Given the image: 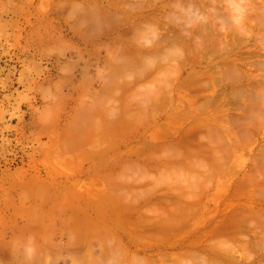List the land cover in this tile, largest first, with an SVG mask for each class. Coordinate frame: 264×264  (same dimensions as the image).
I'll return each instance as SVG.
<instances>
[{
  "label": "rangeland",
  "instance_id": "374dc122",
  "mask_svg": "<svg viewBox=\"0 0 264 264\" xmlns=\"http://www.w3.org/2000/svg\"><path fill=\"white\" fill-rule=\"evenodd\" d=\"M164 1L165 0H161V2H160V0H0V244L4 240L3 239L4 235L2 233V230L4 229L5 224L9 225L10 218H12L18 212L19 213L20 212H28L30 216H32L35 213L37 215L44 217L48 223H50V221L53 218H55V219L57 218L56 222H55V219L52 220L53 221L52 223L55 222V224H53V225L49 224V226H51L53 228L50 230H49V228L47 229L48 232L52 230L51 231L52 233L45 232L43 235H45L46 238L48 237V239L50 240V244H51V242L54 241L53 243L55 246L57 244L56 241L59 242V239H61L62 242H65L64 247H66V248H65V250H64V248H61L62 250L60 249V253H59V251L52 252V251L58 250V249H56V247L59 248L58 245L56 247L54 246L55 248H53V244H51L52 247H51V245L44 246L45 249L52 248L48 251V252H50L52 250L51 254H50L51 257L47 253L48 249L45 252L46 254H44V255H46L47 259H49V260L52 259L51 262L49 260L45 261L46 264H47V262H48V264L49 263H51V264H186V263L187 264H205V263L218 264L219 262L215 263L216 262L215 259H217V258H212V256L217 251H220L217 253L218 254L222 253L221 255L223 256L224 252H222V247L226 246L227 244L229 246L230 245L234 246V244L237 246L239 245L238 246L239 249H237L238 248L237 246L236 247L234 246L237 250L235 248H232V249H234V251H233V250H231V247H229L230 250L228 248L229 251L227 250V253L233 252L234 255L236 254L235 252H237V254L235 255V257H237V258L233 257V258H235V261H237V264H241L240 263L241 261L243 262L242 264H244L245 260L247 261V259H249L250 261L248 260L249 262L248 263L246 262L245 264H249V263L253 264V262H254V264H264V214L262 212V211H264V204H260V202H259V201L263 200L262 198H264V186H263V184H264V171H263V169L264 168L262 167V166H264V165H262L263 164L262 160H264L263 159L264 158V117L262 115L264 113V111H263L264 107L262 108L263 110L260 108L261 109L260 110L261 111L260 119H263L262 121H260L259 117H257V118L255 117V116H257V114H254L255 115L254 117L256 118V120L259 119L258 121H259L260 125H262V126L258 125L259 128H256L255 127V126H257L256 124H259V123H255V124L252 123V124H254V126H252V128L255 127V129L253 128L251 130V128L248 127L249 125H251L250 122H249V124L247 123L248 121H250V119L248 121H246V123L244 124V122H245L244 120L248 119L247 118L248 116L247 117L245 116L247 111L251 110L250 108L253 107L252 106L253 103H256V102H254V100L260 101L262 103V105H264V99L262 98L263 96L260 97V95L264 94V91L263 92L260 91V90H263L261 87H262L263 82H264V79H263L264 67H262L263 65L261 62V61H264L263 60V58H264V55H263L264 54V26L261 25L262 22L264 23V20H261V23H260V21L258 22L260 24V25H257L258 28L257 27L254 28V26H256L255 24H258L256 21L260 20V17L264 18V0H253L254 1L253 3L251 2L252 0L251 1L226 0L224 4H223V0H222L221 4H222V6H224V8L233 7L232 9H235L236 11H238L240 13V14L239 13L238 14L241 17L243 16V18H241V19H243V20H241V21H243L242 22L243 24H245L244 20L247 22V19L249 18L248 19L249 22H252V23H249V26L252 24H253V26L249 27L248 23H247V24H245L246 26L244 25L246 27V29H245V27L242 24V26L244 28V29H242L243 31L242 30L238 31L237 28L238 29L240 27L242 28V26H240L241 24L239 23L241 21L240 20L237 21V19H240L239 15L236 14L237 18L235 19L236 20L235 21L232 17V15L235 13L234 12L232 14V11H235V10L231 11V10H229L230 8H228L227 9L228 11L226 10V13H225V14H227V12H228V15L224 16L225 18H226V16H228V18L225 19V18L221 17V20H220L221 12H223V13L225 12L224 11L225 9L222 8L224 10L220 9L218 11L220 14L217 13V15H219V17H218L219 21L217 20V18L215 19L213 17H210L211 14H209V12H207L208 13L207 15H209L210 18H213L218 22V25H216V23H215L216 21L212 19L213 20L212 22L214 24L212 23L213 25H210V26H211V28H214V29L216 28L215 30L213 29V31H215L214 33H211L212 30H210V26H209V23H210L209 20H211V19H209L208 16H207V18H205V16L202 17L205 14L206 8H204V7L206 4H208V5H206V6H208L206 11H209L208 10L210 8L209 3L212 2L211 0L210 1L208 0L209 2L207 0L204 1L205 5L201 4L202 0H196L197 1L196 3L200 2V4L203 5L202 8H204V9L201 8V5L196 4L195 0L191 1L192 3L194 2L193 4H195V7L199 5L200 9H202L201 10L202 13L204 12L203 15H201V12L199 13L197 11L200 15L198 13L197 14L195 13L197 18L194 17V19L195 18L199 19L200 22L199 21L198 22L200 24H202V23L206 24V26H203L202 28H200L202 30V32H200V29L197 30L199 28L196 26L198 24L197 20H195L196 25L194 24V26H196L197 28L196 27H195L196 29L193 28V23H191V22H194V21L190 22L189 17L186 16L187 14L185 16L187 17L186 19H188L187 22H190V25L185 26V24L182 23L183 21L186 20V19L183 20V18H185V16L181 11L182 7H179L180 4H184L183 0L182 1L180 0L181 1L180 4L178 2L179 0H176L175 2L178 3L177 5L175 4V2L173 3L174 0H171V1L167 0L165 2ZM168 1H170V3ZM185 1H188V0H185ZM213 1H215L214 2L215 6L220 3V2H218V4H217L216 3L217 0H213ZM218 1H220V0H218ZM171 2L173 3V5L174 4L176 5V6L174 5L175 8L173 6H171V4H172ZM189 2H185V3L190 4L191 2L190 3ZM206 2H208V3H206ZM232 2H234L233 4L236 5V7L239 6L240 8L243 4L244 6H242V7L243 8L245 7V9H247V10L248 9L250 10L251 7L255 6L257 9L254 8V10H252L253 8H251L252 11H249V13L251 15L255 14V15H253L254 18H253V16L248 15V14H247L248 15V17H247L245 13H243L245 15H242L241 12H246V11L243 9L244 11L240 12L239 8L238 9L234 8L235 6L231 5ZM247 2H248V4H252V6L250 5L251 7H249ZM88 3H90L92 5L94 3H96L94 5H96V6L98 5V6L96 7V6L90 5V6H92V7H90L88 5ZM165 3L166 4L168 3V7ZM245 3L248 6H246ZM186 4H184V5H186ZM193 4L190 5V7H189V5L188 6L186 5L187 8L186 7H185L186 9L183 8L184 9L183 11L191 12L190 11L191 7L194 8ZM210 4H211V6H213L212 3H210ZM221 4H219L220 8H221ZM81 5L82 6L85 5L84 9H86V11L89 10L90 12L89 11H88L89 13L86 12L83 9V7H81ZM215 6H214V9L219 7V6H216V7ZM247 7H249V8H247ZM91 8L95 12L92 13ZM172 8L174 10L176 8H178V10H179V8H180V11H178V12H181L182 14L181 13L180 14L184 16V17L182 16L183 18L181 17L183 21H181L179 23H182L186 28H187V26H191V25L192 26L188 27L186 29L183 25L179 26V24H174L175 23L174 21L178 20V18L180 17V14L177 15L175 13V12H177V10L174 11ZM101 9L103 10V12H101L102 11ZM187 9H189V10H187ZM218 9H216V11ZM211 10L213 11V8ZM83 11L85 12L86 19H81L82 17H84ZM98 11L101 12L102 14H100ZM173 11H174V13H172ZM255 11H257V14H259V12H260V14L258 16H260V15H262V16H260L259 18H256L258 16H257ZM251 12H255V13L252 14ZM86 13H88V14H86ZM96 13L97 14L99 13L98 14L99 16ZM103 13L105 15H103ZM111 13H115V15H117V18L115 16V18L117 19L116 21H115V19H113L114 18L113 14L110 15L111 18H109L110 17L109 14H111ZM212 13H214V12H212ZM229 13L232 14V15H230V17L235 22H232V21L229 22L228 21L230 19ZM246 13H248V11ZM95 14L98 17H100L102 20L106 21L107 23H104L102 20H100V22H103L102 23L103 25L98 26V24L100 22L98 20V17ZM172 14H173V16H175V15L177 16V18H175L177 20H175L171 16ZM214 14H216V13H214ZM94 15L97 17V20L95 18H94L95 20L90 19V18H93ZM197 15H199V17ZM107 16L109 19L107 18ZM213 16H215V15H213ZM235 16H234V18H235ZM244 17H247V18L244 19ZM251 17L253 18L252 20H250ZM171 18L173 19L174 23L172 22ZM111 19H112V21H111ZM206 19H209L208 20L209 23H206L207 22ZM223 19H225L226 22ZM253 20H256V21H253ZM97 21H98V23H96ZM187 22L185 21V23H187ZM230 23H232V25H230ZM91 24H93V25H91ZM235 24H236V27H234ZM95 25L98 28V29L96 28V30L94 28ZM175 25H178L179 28H178V26H175ZM173 26H175V28L176 27L177 28L172 29ZM259 26H260V28H259ZM181 27H182V29L184 27L186 32H187V30L191 29V30H189V32L191 33L192 37L189 35V32L186 35V32L184 30H180ZM233 27L236 29L232 30ZM230 28H231L232 32L233 31L236 32V33H234L235 35L233 34V36H232L231 31H229ZM247 28H249L250 31ZM91 29L92 30L94 29V30L92 31ZM126 29H129V31H128L129 34L127 33L128 36H126L122 40L120 38L118 39L117 38L118 36L117 37L115 36L123 30L126 31ZM167 29H170L171 31L167 30ZM177 29H179V31H182V34L180 32H179V34H177L176 33L178 31ZM166 30H167V32L169 31V33H168L169 36H167L168 34L166 35V33H167ZM192 30H196V31L193 32ZM208 30L210 31V33L212 35L211 34L206 35V33H209V32H207ZM245 30L246 31L248 30L249 32H246ZM197 32H199V35L200 34L202 35V33H203L204 36L206 35V36H208V38L209 37L211 38V39H209L210 41L212 40L211 41L212 43H211L208 40V38L203 36L204 40H202V38L200 36V39L202 40V42L205 40L208 41V42L205 41L207 44V47H208V45H210L209 48H211V49L206 47V50L209 49L208 50V53L210 52L209 54L206 52L205 49H203V51L205 50L204 52H206V54H208V55H206V54L201 55L203 52L201 50L202 48L200 49V47H203L202 45L205 43H200V44H202V45H200L197 41H199V42H201V41L195 40V39L199 38L197 35ZM225 32L229 33V34H226ZM242 32H244V33H242ZM183 33H185V34H183ZM192 33H194V34H192ZM220 33L226 34L227 37H226V35H223ZM154 34L156 37L159 34L163 35V37L160 36V38L162 39L161 41L164 43L163 46H165L166 48L168 47L167 45H170V44L172 45L175 42L174 38H176L175 43H177V42L180 43V44L177 43L178 48L182 49V51H184V53L189 52L192 49L193 55H191L192 53L190 52L191 53L190 56H195V57L191 58L189 56V54L186 53V55H185L183 53L185 55L184 57L186 58V60L183 59L182 63L179 62L180 61L179 60V58H180L179 54H181V52L178 50L179 52L177 51L178 53H176L175 52L176 50L173 47V45L172 46L170 45V47H168V48L171 49V47H173L172 48L173 53L170 50L169 51L172 53L171 56L175 57V60H173V57H171L169 55H166V54L163 55L162 54L163 51L164 50L168 51V49L161 50L163 46L161 47V46L156 45V43L154 42V38H155V40L160 39V38L159 37L156 38L155 36H153ZM219 34L222 35L221 38L217 36ZM237 35H239L240 37L239 36L237 37ZM241 35H243V39H242ZM183 36L184 37L186 36V37L184 38ZM223 36H224V38L226 37L227 40H230V41H231L230 37L232 36V39L234 38L235 41L232 40L233 42L232 41L231 42H232V44L235 42L234 43L235 47L231 44L230 41H227V40L226 41L228 42V44L225 45L227 42L222 41ZM228 36H230L229 37L230 39H228ZM114 37H116V38H114ZM148 37L149 38L154 37V38L152 40H149ZM182 37L184 38V40L182 39ZM179 38H181L182 40L180 39L181 40L180 41ZM224 38H223V40L226 39V38L225 39ZM237 38L239 40L241 38L242 40L239 42V40ZM147 39L150 41V43L147 42ZM177 39L179 41H177ZM188 39H189V41L187 42ZM118 40H120V41H118ZM171 40L173 41V43L171 42ZM157 41H159V40H157ZM215 41L217 43H219L220 47L214 44ZM167 42L169 44H166ZM209 42L211 44H209ZM151 44H153L154 46H158L156 49H154V50H156L155 52H157V53H155V55H157L155 57L153 55L154 54L153 50H152L153 52L152 51L149 52L153 56H149V53L145 52L142 49V47H146V46L149 47ZM182 44L189 46L190 48L187 47L189 49V51L185 52V50L187 48L184 47L185 48L184 49L183 48L184 45L182 46ZM229 44L232 47H234V48H232L234 51L231 49V46ZM239 44H241V45L239 46ZM131 45L133 46L134 50H133V48L132 49L130 48ZM225 46H228L229 50H231V51H229L227 47L222 48ZM140 47L142 50H140ZM175 47H177V46H175ZM136 48L138 50H140V52L135 51ZM157 49H158V51H157ZM225 49H226V51H225ZM160 51H162V53H159ZM165 51H164V53H165ZM253 51L254 52L257 51V54L254 53ZM226 52H228V55H229V56L226 55V56H228L227 59H225L226 57L223 58L225 56L224 54H227ZM258 52L260 55L262 54L263 57H262V55L261 56L258 55ZM260 52H262V53H260ZM158 53H159V55L160 54L161 55L159 56ZM238 53H239V55H237ZM211 54H213V56ZM240 54L242 55L241 57H244V60L246 62L243 59L240 60V58H241V57H239ZM255 54L258 55V57L260 56L261 59H260V57L259 58L257 56L255 57ZM177 55L179 56V58ZM214 55H216V57ZM230 55H234V56L232 57ZM243 55H246V56H243ZM247 55H248V57H247ZM161 56H162V58H165L167 56L165 58V60H166L164 62L165 64H163L164 59H162ZM188 56L192 59V61L190 60V58ZM203 56L205 58H203ZM158 57H160L162 62H160L161 60ZM181 57H183V56H181ZM176 58H178V59H176ZM188 58H189V60H188ZM195 58L198 59L199 61H203L205 63V65L203 63L204 68H199V67L197 68L196 67V70L200 71L202 69L205 70V68H206V70L211 71V72L207 71L209 74H205V75H207L208 78L204 76L207 79V81H209L210 78H211V80H213L214 77L216 78L217 76H220L221 73H223V72H221V71H223V69L225 71H228L227 73H229L230 70H228V68H226V66H224V68H222L220 71V68L223 65H225L226 62L228 65L229 61H230V63H232V61H234V60H236V61L240 60L241 62H243V64H241V65H244V66L240 67V70H238L239 68H237V67L240 66L241 62L237 61V64L239 66H237V64L235 63L236 68H237L235 70H236V73H237V71L241 72V69H243V67H246V68H244L242 75H241V73L238 74V75H241L242 77H244V79L240 76H239L240 77L239 78L237 74H235V75H237L236 78L238 77L239 80L235 79V77H234L235 75L234 76L231 75L233 72H235L233 70L234 68H232V69L230 68L231 69L230 81L232 80L231 82H234V80H237L239 82L238 83L234 82V87L232 86L231 82H229V83L231 84L232 87L230 86V84L228 85L226 82L229 79L226 77L227 81H225V77H224V74L226 72H224L223 75L220 76L221 78H224V79H221V78L218 79L219 77H217L215 79L216 82H217V80H218V82L221 81L220 85L222 86V88L224 85H226V87H224V90L226 89L225 90L226 92L228 89L230 90V91L228 90L229 91L228 93L231 96V99H232V95H233V98H235L234 93L236 94V92L239 89L241 90V88L243 86H245L244 85L245 81H246V83L249 84L250 87H251L250 82L253 84V86L251 87V89H249L246 85L245 88L243 87L244 88L243 92L244 91L246 92L247 90H248V92H250L251 90L254 91V89L256 87V90L260 89L259 91L261 94L258 93L259 91L258 92L254 91V92L249 93V95H250V97H249V95L246 93L247 96L249 97V99L252 96V99H250L251 101L253 100V103H252L247 98V96L245 95V92L244 93L241 92L240 93L241 95L239 94L240 95L239 100H240V98L243 101H245V100L247 101V99H248L250 102V103H248V101H247L246 105L247 104L248 105H247V107H245V110L242 111L241 109L244 108V106L241 107V109L240 108L237 109V108L240 107L239 104L242 103V105H245V103L243 104L242 101L237 100L238 98L235 99V101L237 100V102H234V100L232 101L229 98L230 96L228 95V93H226L225 91H223V92L220 91L221 86L219 85V83L217 82L219 85V87H218L216 85L215 80H213V81H209V83L206 84V91H203L204 90L203 89L201 93L208 92L211 90L212 91L210 92V95H212L211 94L212 92H213V94H215L216 91L222 92L223 95L220 93L221 96L215 95V96H219V98H215V99L219 102H222V103H220V104L218 103V105L216 104L215 106L214 105L212 106L211 104L213 102L215 104L217 101H213V102L211 101L210 102L211 104L209 105V102L204 103V99L205 100L207 99L206 96H208L209 93H204V95H201L200 93L193 92V93H195L194 95H197V96H195L197 99L195 97L194 98L196 99V101L198 103L195 104V102H192V101H194V99L192 100V98H191V95H193V93L191 94L192 90H191V92H189L191 95L189 93H187V91H186L187 86L180 85L181 88L178 87V90L175 86L174 87L172 86L173 83H176L177 84L176 86H178L179 81L182 82L183 78H186L191 73V70H193V67L198 63V60L196 61ZM212 58H213L214 62L212 61ZM247 58H248V60H247ZM157 59H159V60L157 61ZM180 59H182V58H180ZM193 59H195L194 62H193ZM204 59L205 60L207 59V61H204ZM223 59L226 60V62L223 61ZM177 60H179V61H177ZM249 60L252 61V63ZM255 60H256L257 64H260L259 67H261L262 69L259 68L257 66V64L253 63V61H255ZM85 61H88L89 66H84ZM148 61H149V63H148ZM187 61L191 62V65ZM210 61H212V62H210ZM247 61L250 63L247 64ZM159 62H160V64H159ZM166 62H168V63H166ZM177 62H179V64ZM222 62H223V65H222ZM161 63L163 64V66H161L162 65ZM187 63H188V65H186ZM245 63H246V65H245ZM183 64H185V66H188V67H185ZM217 64L222 65V66L219 68V66ZM249 64H251L254 67L252 68ZM210 65H213L212 66L214 68L213 70H215L216 66H218L217 68H219V69L218 70L216 69L214 72H212L213 70H212V67ZM229 65H231V64H229ZM248 65H249V67H247ZM182 66H184L186 68V70H184L185 68L183 69ZM191 66H193V67H191ZM208 66L210 67V69L207 68ZM187 68H188V70H187ZM249 68L251 70H249ZM158 70H160V72ZM189 70H190V72L188 73ZM175 71H176V73L179 72V74L178 73L176 74L177 76L179 75L178 80H176L177 76L174 75ZM218 71L221 73L219 74ZM244 71H246L247 73H248V71L249 72L251 71V72L247 74ZM192 72H194V70ZM172 73H174V74H172ZM211 73H213V74L216 73L217 75L214 76ZM243 73H246V76L249 79H250V76H249V74H250L252 80L249 81V80H247V78L245 79L246 76H243L244 75ZM146 74H147V76H146ZM109 75H110V77H109ZM111 75L113 76L112 77L113 79L117 77L116 80L111 81V80H113L111 78ZM200 75H201V73H200ZM227 75L229 76V74H225V76H227ZM252 75H254L256 78ZM174 76H176V78ZM211 76H214V77H211ZM232 76L234 77L233 78L234 80L232 79ZM145 77H146V79H145ZM171 78H172V82H171ZM254 78H255V80H254ZM241 79L245 80V81L242 80L244 83L241 81ZM261 79H263L262 84L259 81ZM253 80H254V83L252 82ZM109 81H111V82H109ZM258 81L260 82V84H258V86L261 85V87L255 86V85H257ZM108 82L110 83V84H108L109 87L104 86V85H107ZM223 82H225V83L222 84ZM240 82L242 83L243 86L241 84H239ZM170 84H171V86H170ZM212 85L213 86L216 85V87L219 90L214 91L215 87H212ZM103 86L106 87L107 89L104 88ZM169 86L171 87V89H169L170 88ZM115 87H116V90H115ZM246 87H247V89H246ZM253 87H254V89H253ZM167 88L169 89L168 91H166ZM232 88H233V92L231 90ZM164 90L166 91V93L163 92ZM171 90H172V96H171V98H169L170 100H172L171 103H170V101H167L168 104H166V102H164V100L163 101L160 100L158 103H161V101H162V103H165L166 105L164 104V107H163V105L162 106L160 104L158 105L157 99H159V98L161 99V97H162V99H164L166 94H168L167 92H169L168 96H170ZM198 90H196V91H198ZM101 91H103L102 94L106 93V95H107V93H108V95L105 99L102 98L103 97L102 94H101V96L100 95L98 96V94H100ZM218 92L216 94H219ZM255 92H257V94H260L259 95L260 100L256 99L257 94ZM163 93H165V95ZM230 93H232V94H230ZM242 93L244 94V96ZM161 94H163L164 96ZM185 94H187V95L185 96ZM224 94L225 95L227 94L228 96L227 95L225 96ZM157 95H158V98H157ZM181 95H184L183 96V97H185L184 100H183ZM187 96H189L187 99L191 98V99H189V100H192V101H190L191 104H193V103L195 104V105L193 104V107L191 106L193 108L192 110H190L191 107L188 106L191 104L186 99ZM204 96L206 98H204ZM236 96L238 97V92H237ZM153 97H155L157 99H154ZM209 97H213V96H208V98ZM243 97L246 99L244 100ZM259 97H257V98H259ZM165 98L167 99V96ZM225 98H227V99H225ZM166 99H165V101H166ZM169 99H167V100H169ZM179 99H181V103H180V101L178 102ZM228 99H230V100L228 101ZM261 99H262V101H261ZM145 100H147L148 104H152V102H153L159 108L156 107L157 110H155L154 104L152 106L153 108H151L150 105L145 103L144 105L146 107L148 106L147 110H146V108L143 107L144 105L142 106V103H144ZM96 101H98L97 104H96ZM149 102H151V103H149ZM182 102H183V104H182ZM225 102L228 104L230 102V104H232V105H230V104L228 105ZM238 102H241V103H239L237 106ZM140 103H141L142 107L139 105ZM224 103L226 105H224ZM258 103L259 102H257V104H255V106L258 107V105H261L260 103L259 104ZM93 104L96 105V106H93L94 109L93 108L90 109L91 107L88 108L89 105H93ZM127 104H129L131 107L128 106ZM169 104H172V105L170 106ZM184 104L186 105V111H191L192 113H195L197 111L198 114L201 112V116L194 121H189V123L187 120H185L187 122L184 121L185 123H182L181 121L183 119L182 120L180 119L181 121L180 120H177V121L181 122L182 124L187 123L189 126L185 127V125H184V127L186 129L189 128L190 126H192V128H194V129H196L195 127H193V125L196 124L195 126H197V130L200 131L199 132L200 136H199V134H197L198 131H196L197 136H195V131H194V129L191 130L192 128L190 129L191 131L188 130L190 132H186L187 130L183 127V125L178 123V125H181L184 129V131H183V129H181L180 128L181 126H180L179 127L181 129L180 132L183 131V132L188 133V134H190L192 132V135H194L195 137H192V135H191L190 140L193 139V141H194V139H195L197 141V139L199 140V138H200L201 143L206 145V147L203 148L202 151L199 152L201 154L203 153V155L205 157L198 153V151L200 150V149H198V147H197V149H195V151H197L198 155L196 154L197 156L192 157L191 156L192 154H191L189 156L191 158H193L192 159L193 162L196 161L197 164H198L197 161L199 160L200 161L199 162L200 167L202 164L201 163L202 158H204V161H205V159L208 160V161H205V163L209 162L211 164V161H212L214 164V167H216V169L213 167H210V168H212V171H211V169H208L207 163H206L207 166L204 167V165H203L202 168H200V169H199V166L197 164L193 165L194 164L193 162H192L193 164L190 162L192 165L190 163H186V162H189V161H185V160L189 159L188 155L185 154V155L181 156L180 152L184 151V153H189V152L192 153L194 151L192 146L194 145L193 147L196 148L195 147L196 142L193 143V141H190V140L188 141L187 138H189L190 136L186 138L185 133H183V132L180 133L179 130H178V133H180L183 136H181L178 133L175 135V133H171V131L168 132V130H167L168 127L169 128L171 127L170 130L172 128L176 127L177 122L174 119L170 120L172 118L171 115H174V113L180 111L181 109H185L182 106ZM198 104H200V108L198 107L199 106ZM221 104H223V105H221ZM233 104H234V106H233ZM250 104L252 107L251 106L249 107ZM85 106H87V107L84 109L83 107H85ZM99 106L100 107L102 106V107L100 108ZM127 106L129 107L128 111H126ZM194 106H197V107H194ZM209 106H210V108H209ZM74 107L75 108L77 107V108L75 109ZM248 107H249V109H248ZM78 108H79V110H78L79 112H82V110H84V112H86L87 108H88V112H86V113L83 112L85 115L83 117L81 116L82 117L81 118L79 116L82 115L83 113H81V114L77 113ZM102 108H103V110H100ZM253 108H255V107H253ZM89 109L92 111H89ZM258 109L259 108H257V110ZM144 110H146V111H144ZM209 110H210V112H209ZM132 112H134L136 114H134ZM75 113H77L79 115L77 116ZM148 113H151L150 115H153V116H154V114H156L155 115L156 117L153 118V122H152V119H150V118H152V116L150 117ZM226 113H229V114L231 113V114L227 115ZM233 113L236 114L237 118L235 117V115H233ZM248 113L250 115L251 112L248 111ZM248 113H247V115H248ZM237 114H238V116H237ZM74 115H76V116H74ZM75 117H77V118H75ZM138 117L141 118L144 122L146 119L147 123L144 124V126L146 125L144 128L141 127V128H139V130H135L138 127V126L136 127L137 123L140 122V119H138ZM167 117H170V118H167ZM173 117H175V115ZM211 117H214V118L211 119ZM231 117H233V118L235 117L233 120H231V122L236 123L235 121H237V120L239 121V119H240L239 123H237L238 126L240 127L239 124L243 120V125H241V126L247 125L244 127L245 130H247L246 127H248L247 132L249 130H251L250 132H248L249 133L248 137L245 134L247 138L244 137L243 134H241V133L245 132V130L242 131L243 127H241L242 130H241V128L237 127L236 124H234L235 128L233 127L232 123L230 122ZM250 117H251V115L249 116V118ZM79 118H80V120L84 119V121H82V120H81L82 122L79 121ZM241 118H243V119L241 120ZM85 119H87L88 123ZM113 119H114V121H113ZM133 119H136V120H133ZM137 119H138V121H137ZM166 119L167 120L169 119L168 121L171 122V125H167L170 123L168 121H167L168 122L167 123ZM251 119H253V117H251ZM71 120L73 122H70ZM129 120H131L130 122H132L131 123L132 125L133 124L135 125V126H133V127H136V128H134V130L132 128H130V127H132L131 124L129 125L130 127L128 126ZM254 120H253V122H254ZM256 120H255V122H257ZM76 121H77V124L79 121V124L77 125V127H79V126L80 127L78 129L76 127L74 130H67V129L74 128L73 125H76L75 124ZM100 121L104 123V124L102 123L103 124L102 126H104L103 128H105V129H103V130L101 129L102 131L99 129L102 126H100L98 124H96V125L100 126L99 128L96 125L95 126L93 125L94 127H92V123L96 122V123L100 124ZM107 121H108V125H107L108 129L106 128ZM111 121H113L112 124L110 123ZM122 121H123V124H125L126 126H128L130 128V129H128V127H127L126 128L127 130H125L124 134H123V132L120 133L117 131V129L118 130L121 129L120 123L122 124ZM124 121H127L128 123L127 122L124 123ZM209 121H210V123H209ZM144 122H141L140 124L143 125L142 123H144ZM172 122H173V125H174V122L176 124L173 127H172ZM202 122L204 123V125H201V126H205V127L208 126L206 129H205V127L201 128V126L198 125L199 123H202ZM155 123H156V125H155ZM54 124H55V127H53ZM90 124H91V126H89ZM148 124H150V125H148ZM153 124L155 127L158 126V128H154ZM147 125H148V127H150V129H147L148 128ZM209 125H210V127H209ZM227 125L229 128H232V129L225 127ZM122 126H124V125H122ZM198 126H199L200 130L198 129ZM65 127H66V130L64 129ZM212 127H214V128H212ZM222 127H225L226 129L225 128H223V129L226 131L228 129L231 130V132L227 131L225 136L227 134L229 135V133H232V135L235 134L234 135L235 137H233L231 139V143L236 138V136L238 134H241V135H238L240 138L238 136L236 138L237 140L238 139H240V140L237 141L235 139L237 142L230 144V147H232V151L230 150L231 154H233L232 158L230 157V154H229L230 152L228 153L229 155H226L224 152L225 149H223L225 147L228 139H230L229 137H231L230 136L231 134L229 135V137L228 136L225 137L226 139H222V137H220L221 133H222L223 137H224V133H225V132L223 133ZM80 128L83 130V132H82V130L80 131ZM88 129L91 132H87ZM122 129H124V127ZM175 129L177 130L178 128L176 127ZM220 129L222 131H221V133H218V130L220 131ZM233 129L234 130L237 129V131H233ZM75 130L78 132V134H77V132L74 134ZM128 130H133L132 134L129 133ZM155 130H157V132L159 131L160 134H162V133H165V134L170 133V135L173 134L171 136V138H173V139L176 136H177V138H179L178 141H176L177 140L176 138L174 140L170 139V135H169L168 136L169 138L166 136L165 138H167V139H164L167 141H169V139H170V141L173 140V143L176 142V144H177V142L179 143V145L175 144L176 146L175 145L174 146H175V148L177 146H178V148L180 147V149H178L180 151H176L177 148L175 149L173 147L176 151L175 153L178 155V158H180L179 162H177L178 158L176 156H174V153H172L173 151L170 149V148H172V144H170L171 146L168 145L169 147H167L164 143L166 142V144H169L170 142L164 141V143H162L163 142L162 139L164 137L163 138L161 137V139H160L161 135H159V137L157 136L158 139H156L157 133L155 134ZM214 130H216V131H214ZM66 131H67V136L69 139L67 138V136H66V138L63 137L65 135V133L63 134V132H66ZM68 131H70V132H68ZM71 131H72V133H71ZM119 131H121V130H119ZM136 131H139V132H136ZM107 132H110V134ZM153 132L155 134V136H154L155 138L151 137ZM174 132H177V131H174ZM68 133H71L72 135L74 134V135H76V137L80 135L79 133H81V135L78 138H75V136H74L73 137L74 140L70 141L72 143H71V145H69V142L67 143V141L70 140L71 138L69 137L70 135H68ZM116 133H118L120 135L123 134L122 135L123 139H124V136H126V135L127 136L123 140L122 138H120L121 136L119 135V139H121V141H120L119 139H117L118 136L115 137ZM203 133L205 134V136L203 135ZM188 134H187V136H188ZM72 135H71V137H72ZM129 135H131V136L129 137ZM135 135H137V136H135ZM164 135L162 134V136H164ZM218 135H220L219 136L220 138L218 137ZM104 136H105V138H106V136L109 137V142H107L108 140L107 141L105 140ZM113 136L116 138V140H114ZM112 137H113V139H112ZM147 137L155 139L157 141V143L159 142L158 144L156 143L157 145L154 144L155 147H154V145H152L153 143H155V141H152L153 139L151 140V142H152L151 145L153 147L150 145V142H148L149 143L148 145L150 147H152V150L154 148L157 150L159 148L161 150L163 148H165L167 150V153H166V151L165 152L163 150L162 151L164 152V154L165 153L168 154V156H166V154L165 155L162 154L163 152L160 149H159L160 152L157 154L155 153V150H153V151L150 150L151 152H149V147H148V150H147V147H145L146 149L145 148L143 149L142 148L143 144L141 142L145 143V142H147V140L150 141V139H146ZM183 137H185V139H187V140H185V139L183 140ZM62 138H63V140L65 139V141L67 140L66 143H65V141L62 143ZM141 138L143 140L145 139L146 141H143ZM203 138H205V139H203ZM242 138L246 140V141H244L245 143H242L243 146H241V142L243 141ZM89 139H92V141H91L92 144L90 142L91 145L88 143L90 141ZM112 140L117 141L116 143L119 144L120 146L119 145L116 146V144H115V146L112 145V142H113ZM122 140H123L124 144L121 143ZM93 141L94 142L96 141L95 144ZM180 141H181V143H180ZM184 141H187V143H188L187 146H189V142H191L190 146H189L190 148L186 147V145H184ZM225 141H226V143H225ZM118 142H120V143H118ZM113 143H115V142H113ZM224 143H225V145L223 147ZM228 143H227V146H228ZM236 143H238V144H236ZM64 144H65V146H64ZM66 144H67V147H68V145H69V147L66 148L67 150L63 151L62 149L63 148L65 149ZM160 144H161V146H160ZM148 145L146 143V146H148ZM207 145H208V148H207ZM143 147H144V145H143ZM217 147H219V148L216 149ZM233 147H237V148H234L236 150V151L234 150L235 153H232ZM184 148L185 149L188 148V149L185 150ZM108 149H109V151H108ZM131 149H132V151H130ZM229 149H231V148H229ZM104 150H107L108 152L106 153ZM212 150H213V152H212L213 160H212V155L210 154V152ZM102 151H104L103 154L104 155L106 154V155L104 157H102L100 160V158L98 156L101 157L103 155L101 153ZM129 151L131 154L130 153L128 154ZM140 151L142 153H139ZM218 151L221 153H219ZM222 151L224 152V154L227 158H229V157L231 158V159L229 158L231 161L228 160L230 162L229 164L227 162V163H223V165H222V162H226L227 159L226 160L223 159L224 161L219 163V161H220L219 159L226 158V157H222V156H224ZM177 152H179L180 155ZM154 153L156 155H159L161 153L160 154L161 156L159 155L161 158L160 157H158V158L162 159L163 156L164 157L166 156L165 157L166 159L163 158L160 161L158 160V164H156L157 163V157H155ZM195 153L193 155H195ZM208 154H210V155L208 156ZM214 154H216L218 156L219 161L217 160V156L215 158ZM186 155H187L188 159L183 160L184 157L186 158ZM141 157L143 158V160ZM197 157L199 158L198 160H196ZM200 157H201V159H200ZM209 157L211 158V160ZM97 158H98V160H97ZM145 158L146 159L150 158L151 160L150 159L145 160ZM155 158H156V160H155ZM175 158H177V159H175ZM214 158H215V160H217L216 162H214ZM92 159H94V160H92ZM102 159H104V160H102ZM117 160H118V162H116ZM149 160L153 161V165L154 166L156 165L157 166L156 168L159 170H160V168H158V166H161L162 163L164 165L165 162L163 160H166V162H167L165 165V167L167 168L166 172L164 170L165 168L163 167V165L161 166L162 169L160 170L161 171L160 172L154 166L151 165L152 163H150ZM147 161H149V162H147ZM169 161L171 162L172 166L167 167V164L169 165V163H168ZM216 163L219 165V167ZM188 164H190L191 166L190 165L187 166ZM210 164H209V166H210ZM144 165L146 166V168H148V167H150V168L153 167V168L150 169L151 171L149 169L144 170V168H145ZM231 165L235 166V168H234V166L231 167L232 170H230ZM138 166H140V169H142L143 171H141L139 168L137 169ZM142 166H144V167L142 168ZM180 166H182L183 169L184 168L185 169L183 170ZM195 166H198V167L195 168ZM221 166L222 167L224 166V167L221 168ZM132 167H133V170H132ZM187 167L189 168V170L191 168L193 169V170L191 169L190 172L193 171L194 174H195V172H197V174H196L197 177L194 176V174L192 175V173L190 174L189 170H187L188 169ZM217 167L219 169L221 168V170L219 171L220 173H218V175L216 174L217 176H215L214 175L215 171L218 172L217 170H219V169H217ZM225 167H229V168L228 169L226 168L224 170ZM134 168H135V170H134ZM205 168H206V172L205 171L202 172L201 169L204 170ZM136 169L138 172L136 171ZM153 169H155V170H153ZM180 169L182 170V174L179 173V172H181ZM222 169L224 171H226L224 173L225 175H227V176L229 175V177L233 178V181H234L235 177L237 179L240 176L241 180H244V179H242V177L246 176L247 177L246 179H248V182L245 179L246 180L245 183H247V185H249V184L251 185V183H253V185H251V186L249 185L250 187L248 186L251 191L253 190V188L256 189V191H257L258 190L257 187L259 188V185L262 184L263 189H261V190L259 189L258 191H260V194H261V191L263 190V193H262L263 197H262V195H261L262 198L260 197L261 199L258 197V200L259 199L260 200L258 201L256 199L257 200V202H256V200L253 198H257V196H259L258 195L259 193L256 194L257 192L255 190L250 192L247 185L244 184V181H241L240 178L237 179V183L240 184V182H239V180H240L242 182L241 185L237 186V183H236V185L234 186L233 184H235L236 181L232 182L230 180V178L226 179V176L223 175ZM139 170H140V172H139ZM213 170H215V171L213 172ZM145 171L146 172L149 171L150 174L147 173L148 175L145 176L146 175ZM183 171L186 172L185 176L183 174ZM207 171H208V173H207ZM230 171H231V173L233 171L232 175L229 174ZM141 172L143 174H141ZM162 172H163V174H162ZM172 172H175V173L177 172V174L172 173ZM187 172L189 173L190 178L188 177ZM109 173H111V174H109ZM112 173H114V174H112ZM178 174H180V176H178ZM186 174H187L188 178H185ZM198 174H200V175L202 174L201 176L207 175L206 178L208 180L203 176L204 177V178L202 177L203 179L199 178V179H201V182L198 183L199 185L204 184L202 186H204L205 189H207V185H208L207 184L205 186L206 182L211 181V183L209 185V190H207L208 196L206 195V193L205 194L203 193L204 190H202L203 188H201L200 191L202 190L204 197L202 196L203 200H202V197H200L201 202L200 201L199 202L202 205V207L199 206V207H201L199 209L197 206V208L199 210L196 211V213H194L193 211H195L197 209L194 208V210H193V208H191L193 210V211L191 210V212H193L192 213L193 216H192V214L190 216L192 218L193 217L194 218L192 219L189 216L188 218L192 219V220L190 219L191 220L190 222H188L189 220L187 218L188 221L186 220V222H185L187 224H185L186 226H184V227H186V229L184 228V231H183V233H185V234H183L181 232L182 230L180 231L181 234H179L180 236L182 235V237L184 236L185 239L183 238L184 239L183 240V239H181L182 238L181 237L180 238L181 240L178 239L179 240V242H178L177 238H179L180 236L178 235L177 228L175 227V224H176V222H179L183 218H180V220H179V217H177L178 213H175L174 208L177 206V202L175 203L174 199L175 198L177 199L178 197H180L182 201H178V202L181 206L184 203V207H185L186 205H189L192 202V201L189 202V200H187V204L185 205V202H186L185 200L190 199V197L188 198V195H187L189 191L192 192L191 194L194 195L195 197L200 194L199 191H198L199 194H197V193H196V195L193 194L194 192H196V187H194V186L197 185V187H199V188L201 187V185L199 186L196 182L199 180V179H196L199 177ZM129 175H131V177H127ZM152 175H154V176L152 177ZM182 175L184 176V180H183V182L181 180V182L183 184H180L181 182L179 180H177L175 176H177V178L179 177V178L183 179L181 177ZM220 175H222L223 178ZM124 176H126V178ZM214 176H215L216 181L214 179ZM109 177L112 179L114 178V181H112V179H110ZM154 177H156V178H154ZM174 177H175L178 184L175 183L176 181H174ZM31 179H33V180L36 179V180L33 182ZM204 179H206L207 181H203ZM30 181H31V183H30ZM110 181H111V183L113 182L115 184L114 185L112 183L111 187L113 185L116 187V189L120 188L119 191L116 190L115 194L118 193L120 195V193H121L120 191H122L123 196L121 194V197H119V195L116 194V195H118L117 196L118 198H116L115 194H113V195L111 194V193H114L115 187H113L112 190H109ZM202 181H203V183H202ZM222 181H225V182L231 181L232 182V183L231 182L229 183V184H231L232 188L230 185H227L228 183L223 184L224 185L223 188L221 187V189L223 190V189H225V185H226V187H227L226 189H229L230 192H233L232 194H235V192H234L235 189H238L236 191V193H239L242 190L241 187L243 185L244 186L246 185L245 187L248 188L247 192H249V193L244 194L245 196L242 193H240V194L243 198L244 197L247 198L249 195H252V196H250L251 198L253 197L252 198L253 200H251V201H253V202L255 201L254 202L255 204L251 203V201L249 200L250 199L249 197H248L249 199L248 198L243 199V198H240L241 196L239 194H238L239 196L236 194V196H238V198L236 199L232 196V194H230V192H227L230 195H227V194L225 195L224 193H219L222 195L224 194V197H223L224 200L222 201L223 198L219 194H217V189H216V188H219V186H220L219 184H221ZM35 182H39L40 184L39 183L34 184ZM58 182L60 184H58ZM69 182L71 183V185ZM184 182H186L185 183L186 185H185V187H182V185H184ZM225 182H223V183H225ZM14 183H17L18 185L20 184L19 185L20 189H18V187L17 188L13 187V185L15 186ZM74 183L76 185L75 188H77V190H79V192L75 193V190H73V189H75ZM157 183H158V185H157ZM167 183L168 184L169 183H172V184L175 183L176 185L175 184H173V185H175L174 187L177 186V188L181 185L180 186L181 189L183 190V188H184V191H186V192H187V189H189L187 194L185 193V196L187 195V198L184 197L185 200L182 199L183 195H182V193H180L182 191L180 189V187H179V189H177V188L172 187L171 184H169L170 185L169 187H171L173 189V191H171L172 189L170 190V188L168 186L167 187L165 186V184H167ZM116 184L119 187H117ZM119 184H121V185H119ZM160 185L162 188L165 187L164 188L166 191L165 195H164V193H162V192H165V191H162L164 189L158 188ZM69 186H71V188ZM153 186H154V188H153ZM228 186H229V188H228ZM60 187H62V188H60ZM67 187H69V188H67ZM186 187H187V189H185ZM63 188H64V190H63ZM199 188H198V190H199ZM260 188H261V185H260ZM126 189H128V190H126ZM155 189L158 191L155 192V194H154L153 191ZM169 190L171 191V194L169 193ZM176 190L180 191L179 195H176V194H178L177 192H175ZM229 190H227V191H229ZM243 190H244V192L243 191H241V192L245 193L246 192L245 189H243ZM61 191L64 192L65 194H63ZM135 191L136 192L142 191V192L136 193ZM143 191H144V195H143ZM160 191H162V192H160ZM134 192L136 193L135 194L136 198L134 197ZM151 192L154 195H152ZM173 192H175L176 194ZM204 192H206V191H204ZM253 192L255 194H253ZM79 193H81L82 197H84V198L86 197L87 199L89 198L88 195H90L91 198L93 196H95V197H97V200H98L97 202H99V200L101 202V198H102V201H104L103 199H106L108 196H110L112 198L115 196L114 199H116V201H117L116 206L118 207L119 206L118 203H119L120 204L119 208L124 207V205H123L124 203L119 202V201H121L122 200L121 198H124V196H125L123 201L128 202V203H126L127 206L129 207L134 202L137 203L138 204L137 209H138V207H140V211L142 212V214L144 213L143 216L146 217L145 214L148 216V219H146L147 217L144 218L143 216L141 219L144 218L145 220H148V222H150V224L155 223L160 218L159 217L160 215L159 216H155V214L151 215L152 212L155 211V212H159L158 214H162L163 212L160 213L159 210H162V209L163 210L167 209L168 211L171 210V211H169V213L166 211L165 212L167 213V216H168V214H169V216H170V214L175 215V222L173 224L174 229L172 227L171 229H173V232L170 229L171 230L170 233H173L172 235H174V232H175L177 234V238L175 237L176 235H174V237L173 236L168 237L171 239H166L167 237L165 238L164 235H162V232H161V234L159 233L160 234L159 235L158 232H160V231L158 230V232H156L157 230L152 228L154 230L153 234L156 232L159 235V238L161 235L162 236L160 239H157L158 235L155 233L157 235V237L154 235H153L154 236L153 237L151 235L148 237L149 238L148 239L147 236H143V235L144 234L147 235V233L149 231L152 233V229L151 228H150L151 230L150 229H148V230L144 229V234H142L141 230L143 228H139V227L137 228L136 226H134L135 222H137V220L135 219V222H133L134 220L132 218L131 219L132 220L131 225L134 224L133 226L138 229V233H136L137 229H134L135 231L133 230L134 234L136 233L135 234L136 236L138 234V237H139V232H140V234H141L140 236H142V238L146 237L144 239H147V240H145L146 242H142L144 239H142L141 237L140 238L142 239V241L135 239L134 241L135 242L137 241L136 242L138 244L137 245L135 242H133V240L132 241L129 240V237L127 236V234H129L128 232L132 231V229L130 230V228H134V227L133 226L130 227L129 226L130 224L127 225L125 223V222H128L126 220V218H125V222H124L122 220H119V219H122V218H119L120 215H118L119 217H115V215L118 213H116V211L113 209L114 208V206H113L114 202L111 201L113 203V204L111 203L113 206V208H112V207L107 206L110 202L107 205H105L106 204L105 202L106 201L108 202V200H105L104 203L101 202L104 205H100L101 203L99 205L103 206L102 207L103 209L107 206L105 208V210H108L107 208H109V210H108L109 214L112 210L116 214L114 212H111V213H113V215L109 216L111 218L110 219L108 217V212H107V214H106V212H102L103 209L101 208L102 209L101 210L99 208V205H98V208L101 210L100 213L102 212V215L100 213L98 214L99 219L103 220L100 217H104V219H106L107 221L109 220L108 222L106 221V224L107 223H109L110 225L112 224L113 229L109 224L103 225V226H106L110 230H112L113 232L112 231H110V232L113 234L118 235V233L120 232L119 235L116 237H120V234H121L120 230L121 229H123L124 232L127 233V234L125 233L126 235L123 236L124 232L122 231L123 237L122 236L120 237V238H122V241L117 238L118 239L117 241L120 240V242H119L120 245H119V243L116 242V240H115V242H113L114 241L113 239H112L113 241L111 244V241H110L108 236L112 237V235L109 234L110 232L108 230H106V227H102V223L105 224L104 223L105 220L103 222H98L100 220L97 218V213H96L97 211L94 210V208L96 207V205H94V204H97L95 201L96 198L93 197V198H95V199H93L95 201V203L94 204L90 203L91 207H92L91 208L87 205V203H88L87 200L85 201V199L80 198L81 196L79 195ZM102 193H104L105 195L107 194V196H105L106 198L103 196L104 194H102ZM208 193H210V194H208ZM62 194L65 196V198H64L65 200L61 199ZM99 194H100V197H99ZM139 194H142V195H139ZM156 194H157V196L155 197ZM180 194L182 195V197L180 196ZM191 194H189V195H191ZM214 194H215V196H214ZM78 195H79V200L78 199L76 200L74 198V196L77 198ZM161 195H163V196H161ZM164 196H166V198L169 199V201L171 200V202L173 200V203L176 204V205L174 204L175 205L174 208L172 207V206H174V205H172L173 203L171 204L170 202H168L164 198ZM174 196H175V198L172 199ZM194 196L193 197L191 196L192 199L195 198ZM199 196H201V194ZM212 196L215 199V201H216V198H217V200L222 198L221 200H219V202L220 201L221 202L218 205L219 207L221 205V207L220 208L217 207L219 209V211L217 209V214L222 219L225 218L223 216H226L227 214H229V217L227 215L228 218H230L231 215L233 216V213L235 214L236 209L234 210L233 207L234 208H236V207L246 208V211L244 210L245 211L244 213H246V215L248 214V212L250 210L252 211V215H254L255 214L254 212H256V214H255L256 217L252 216L251 214H250L251 216L249 217L248 216L249 214H248L247 215L248 217L245 216V219L243 218L244 220H242L241 216H240L239 219L237 217L236 222L234 221L231 224L232 227L229 230L231 231L234 229L233 231H235V232L237 231L236 232L237 235H235V234H234L235 236L233 235V237H235L234 239L231 237V235L234 232L231 234L229 231H228L229 233H226L225 231H223V232H225L223 234V237H221L222 234H220L219 237L217 236V238H215V239H217V240L219 239L220 241L223 242L224 239L228 238V236L231 234L230 237L233 239V241H231L232 239L230 240L229 239L230 237H229L228 238L229 242L227 243V242H225L226 241V239H225L222 247H221V245L219 247L218 246L216 247V245L219 244V242H218L219 240L217 241L215 239H212L213 238L212 236H211L212 238L210 236H208V238L206 240L204 239V241H201L200 244H198V243L194 244L193 243L195 236H197L198 234H201V232H204V231L206 232V230L209 231V229H211L212 227L219 225V224H217V222H214V224H213V221L222 222V220L220 221L219 217H216V216H218L217 214L213 215L212 214L213 212H211V214L213 216L211 214H210L211 216H209V213H208L209 211L206 210L207 207H210L214 211L215 210L214 207L216 208V205L219 203L218 201L216 203L211 198ZM227 196H229V199L232 197V200L231 199L229 200L227 198ZM109 198H107V199H109ZM112 198H110L109 200H112ZM180 198H179V200H180ZM22 199H23L24 203L21 205ZM126 199H128V200H126ZM160 199L161 200L164 199V200L159 203ZM90 200L91 199H89V202H91ZM141 200H142V202H141ZM157 200H159V201H157ZM198 200H199V198H198ZM84 201L86 204L83 203ZM94 201H92V203ZM129 201L131 202V204L129 203ZM197 201H196V203H199ZM243 201H249V202H247V204L248 205L251 204L250 207H248V206L246 207L245 203ZM162 202H164V203H162ZM213 202H215V203H213ZM13 203H17L16 208H15V205H13ZM18 203H19V208H18ZM31 203H34V204L39 203L38 204L39 206L31 209L30 211H27V208L30 206ZM135 203L132 204L131 207L136 208L137 204H135ZM242 203H244L245 207L243 206ZM223 204H226V206L224 205V207H223ZM9 205H12L10 207V209L11 208L12 209L9 210L8 215L5 216V211L8 209ZM85 205L88 207L87 210H86L87 207ZM92 205H94L95 207ZM180 205H178L177 208H179ZM232 205H234V206H232ZM241 205L243 207H241ZM181 206H180V208H181ZM252 206L254 207V209L257 208L258 211H257V209H256V211L251 209ZM260 206H262V207H260ZM117 207H116V209L118 212L119 210ZM158 207H160L161 209ZM258 207H260V209ZM44 208L47 210L53 211V213L52 212H49V213L44 212L43 211ZM110 208H112V210H110ZM144 208L146 210L147 209H150V210L146 211ZM224 208L225 209L227 208V209L223 210ZM247 208H249V210H247ZM60 209H63L66 211L61 213L60 211H62V210H60ZM80 209H81V211L83 210L84 212L89 211L88 212L89 217L90 218L95 217L94 219H96V222H98L97 224L101 223L100 225L97 226L96 222L91 218V220L94 221L93 223H95L94 226L95 227L97 226L96 228H98L97 232H94L93 234L94 235L96 234V236L99 234V236H97L99 238L93 237L94 235H92V232L88 233V231L90 232V230L93 229L92 228L93 226L91 227L89 224V223L92 224V222L89 221L90 218L88 216H85L88 214L87 213L83 214V211L80 212ZM124 209L121 210L122 214L125 211ZM151 209H153V210H151ZM220 209L223 210V212ZM232 209L234 210L233 212L231 211ZM47 210H45V211H47ZM133 210H135V209H133ZM260 210H261L263 215H260L261 214ZM54 211L56 213H54ZM121 211H120V213H121ZM205 211H207V213H205ZM224 211H228V213L226 214ZM238 211H239V209H238ZM242 211L243 210L241 209V211H239V212H242ZM215 212H216V210H215ZM80 213H82L83 216ZM103 213H104V215H103ZM203 214L204 215L208 214V217H210V218H206V216H205V220L208 219V221L214 217H216V218H214V220H210L209 223L208 222L205 223V221L202 219V217H204ZM222 214H223V216L221 217L220 215H222ZM242 214H243V212H242ZM242 214L238 213V215H242ZM60 215L61 216L63 215V216L61 217ZM163 215H164V213L161 215V220L172 218V216L162 218ZM244 215L245 214H243L242 217H244ZM113 216L115 219L119 218L118 219L120 221L119 224L124 225V223H125L126 226L125 225L124 226L127 228V230H130V231H128V232H127V230L125 231V229H124L125 227L123 226L124 228H122V226L118 225L117 222H116L117 225L119 227L121 226V228H119V230H118V228L116 229V227H114L116 224H113V223H115V221L112 219ZM164 216H166V215H164ZM149 217L152 219H150ZM227 217H226V219H227ZM49 219H51V220L49 221ZM61 219L64 220V223L66 222L68 224L67 227H65V229H63L64 227L61 228V225H59V222L61 221ZM144 219L141 221H144ZM149 219L151 221H149ZM128 220L130 223V219H128ZM153 220H154V222H153ZM121 221L124 223H121ZM183 221H184V219H183ZM200 221L203 222L205 225L203 223H201ZM223 221H225V220H223ZM138 222L140 223V221H138ZM138 222H137V224H139ZM151 222H153V223H151ZM199 222L201 223L202 226L199 225L200 224ZM87 223L89 224V227L87 226L88 225ZM210 223H212V224H210ZM83 224H84V226H83ZM180 224H184V222L182 223V221H181ZM141 225H142V223H141ZM148 225L149 224L146 223V226H148ZM58 226H59V229H57ZM64 226H66V225H64ZM127 226H129L130 228H128ZM95 227H94V229H96ZM99 227L101 229L104 228L105 231L108 232L109 235L107 236V239H106V236L104 235V234H106L105 232L104 233H102V232L98 233L100 231H103V229L101 230V229H99ZM207 227L209 229H207ZM61 229L63 230L64 236H62L61 234L58 236V234L61 232ZM87 229H88V231H87ZM139 229H140V231H139ZM116 231H117V233H116ZM133 231H132V233H133ZM161 231H163V230H161ZM167 232H169V230H167ZM81 233H83L84 235ZM132 233H131V235H132ZM170 233L168 234L169 236L171 235ZM80 234L82 236L81 237L82 239L80 238V240H82V241L79 242L81 244H78V246H76L75 245V244H77L76 239L78 238V236L80 237ZM87 234H88V236H87ZM164 234H166V229H165ZM225 234H227V236H225ZM71 235L73 236V239L76 241L73 242L74 241L73 240V241H70V243H69L67 241L71 237L67 238V236H71ZM90 235H92V236H90ZM100 235L102 236V238L100 237ZM60 236H62L63 238H61ZM83 236L88 237V238H85L84 242H83V238H84ZM113 236H115V235H113ZM90 237H93V238H90ZM124 237H126V238H124ZM138 237H136V238L138 239ZM150 237H153L154 239H151ZM163 237L165 239H163ZM50 238H52V241ZM56 238H57V240H55ZM103 238H105L104 239L105 241L109 239V241H110L109 245H108V243H106L108 241H106V242L102 241ZM244 238H246L245 243L249 242L248 243L249 246L248 245L247 246L250 249L246 247V250L245 249L242 250V247H243L242 245L245 244L243 241ZM86 239H88V241H86ZM89 239H91V240H89ZM208 239H209V241L211 239L213 240V241L211 240L212 244H209L210 242L207 241ZM228 239H227V241H228ZM89 241H90V244L88 243ZM138 241H141V242H138ZM230 241L232 243L234 242V244H231ZM242 241H243V244H241ZM71 242H73V243H71ZM215 242H217V244ZM222 242L220 244H222ZM113 243L114 244L117 243V245H119V246H121L122 243L123 244H122L121 248L120 247L118 248V247H115L116 244L114 245ZM175 243H176V245L174 246ZM65 244H67V245H65ZM208 244H209V246H208ZM134 245H136V246H134ZM228 245H227V247H228ZM245 245H244V248H245ZM144 246L149 247V249H147V247L144 248ZM207 246L210 248H213V249H215V247H216L217 250L216 249L214 250L216 252H213V254H211L212 253L211 251H213V249L210 251V249L207 248ZM122 247L123 248L125 247L126 250L122 249ZM150 247H152V248H150ZM227 247H224V248L227 249ZM72 248L77 249V250L74 251V249H72ZM88 248H89V250L87 251ZM200 248H201V251L199 250L200 251V253H199V251H197V249H200ZM194 249H196L195 251L197 253L195 251L193 252ZM205 249H207V250L209 249L206 252H208V254L210 253L212 256L210 255V257H209L208 254L206 256V252L204 254ZM218 249H220V250H218ZM226 249H224V250H226ZM71 250H73V253H71L72 252ZM239 250H241L242 253H244V251H247L246 252L247 254L249 252H251V255L250 254L247 255L246 253H244L246 256H248V258H247L244 254L242 255L241 251H239ZM57 252H58V255L53 254V253H57ZM74 252H77V253H74ZM129 253H130V255H129ZM139 253L141 256L139 255ZM201 253H203V254H201ZM230 253H228V255H230ZM233 253L231 254L232 256H234ZM52 254H53V257H52ZM59 254L61 255V258L59 257ZM162 254H165L166 256L164 255L163 258L160 257V256H162ZM47 255L51 259L48 258ZM226 255H224V256H226ZM231 255L228 256V258L232 257ZM55 256H57V258ZM145 256L149 259L148 261H147V258ZM238 256L240 258L241 257L242 258L240 259ZM245 257H246V259H245ZM25 259L28 260L27 257ZM41 259H42V262L44 261V259L46 260L45 256L42 258V254L40 256V261H41ZM53 259H55L57 262L54 260L56 262V263H54ZM223 259H225L227 261L226 258H222V260ZM30 260L31 259L29 258V261ZM219 260H221V259H219ZM222 260L220 261V263L222 262ZM12 261H13V259H11V257H9V256L6 257L4 255V251L1 249L0 250V264H11ZM145 261H146V263H145ZM235 261L233 260V263H231V264H236ZM42 262H40V263H42ZM229 262H231V261L229 260ZM223 264H230V263L224 262Z\"/></svg>",
  "mask_w": 264,
  "mask_h": 264
},
{
  "label": "bare ground",
  "instance_id": "6f19581e",
  "mask_svg": "<svg viewBox=\"0 0 264 264\" xmlns=\"http://www.w3.org/2000/svg\"><path fill=\"white\" fill-rule=\"evenodd\" d=\"M165 1H167V0H165ZM165 1H164V2H165ZM170 1H171V0H170ZM170 1H168V2L170 3ZM175 1H176V0H174L173 3H174ZM181 1H182V0H181ZM181 1H180V0L178 1L179 4L181 3ZM183 1H184L183 3L186 4L185 2H189V1L191 2V1H193V0H188V1L183 0ZM204 1H206V0H202V3H201V4H204ZM207 1H208V0H207ZM209 1H210V0H209ZM209 1H208V2H209ZM211 1H212V2H210V3H212L213 6H211V4L209 3V7H210V8L208 9L209 11H206V9H207V7H208V6H206V5H208V4H206V5L204 4V5H205L204 8H206V9H205V14H206V15H205V14L203 15L204 12L202 13V11H201L202 9H204V8H202L203 5H201L200 2H199V3H196V2H197L196 0H195V3L201 5V8H202V9H200V6H199V5L195 7V4H193L194 2H193V3L191 2V3L193 4V7H194V8L191 7V9H190L191 12H189V11H187V12H186V11H183L184 9L187 8L188 5H189V7H190V5H192L190 2H189L190 4H186L187 6L184 5V4H180V6H179V5H178V6H179V7H182V9H181L182 13L184 14V16L187 14L186 16L189 17V21H190V22H191V21H194V22H195V23H194V22H191V23H193V28L196 29L197 27H199V28L197 29V30H199V29L202 28L203 26H206V24H205V23H202V22H201L202 24H200V23H199V22H200L199 19H196V18H197V17H196V14H197L198 12H199V13L201 12V15H203L202 17L205 16V18H207V16H208V18L211 19V20L206 19V20H207L206 23H209L208 20L210 21V23H209V26H210V25H213V24H214V23L212 22L213 20H215L216 18H217V20L219 19V18H218L219 15H217V13H218V14H220V13H219L218 11H219L220 9L224 8V6H222V4H221L222 0H220V1L217 0V1H216L217 4H218V2H220L219 4H221V8H220V6H219V4H218V5H216V6H219V7L215 8V9H214V6H215L214 2H215V1H213V0H211ZM225 1H226V0H223V4L225 3ZM246 1H251V0H246ZM91 2H92V1H91ZM160 2H161V0H160ZM208 2H206V3H208ZM244 2H245V1H244ZM251 2L253 3L254 1L252 0ZM92 3H93V2H92ZM171 3H172V2H171ZM173 3L171 4V6H173V7L175 8V6H176L178 3L175 2V4H176V5L174 4L175 6L173 5ZM233 3H234V2H232L231 5H234ZM94 4H96V3H94ZM94 4L92 5V4L88 3L89 6H90V5H92V6H96V5H94ZM165 4H166V3H165ZM165 4H164V5H165ZM247 4H248V2H247ZM166 5H167V7H168V3H167ZM181 5H182V6H181ZM183 5H184V6H183ZM245 5H246V3H245ZM248 5H249V7L252 6V4H248ZM248 5H246V6H248ZM250 5H251V6H250ZM79 6H80V5H79ZM92 6H90V7H92ZM97 6H98V5H97ZM97 6H96V7H97ZM155 6H156V5H155ZM178 6H177V7H178ZM216 6H215V7H216ZM234 6H235L234 8H237V9L239 8V9H240V10H239L240 12H241V11H244V10H245L246 12L248 11V13H246V12H241L242 15H245V14H246L247 17H248V15H251V14L249 13V11H252V10H254V8H256L255 6H253V7H251V8H253L252 10H251V8H250V10H249V9L247 10V9H245V7H244V8L242 7V6H244L243 4H242L241 8H240L238 5H237L238 7H236V5H234ZM81 7H83V9H84L85 5H83V6L81 5ZM151 7H152V6H151ZM163 7H164V6H163ZM165 7H166V6H165ZM185 7H186V8H185ZM211 7L213 8V11L211 10V9H212ZM249 7H247V8H249ZM79 8H80V7H79ZM86 8H87V7H86ZM183 8H184V9H183ZM218 8H219V9H218ZM228 8H230V7H228ZM228 8H224L225 10L222 9V10H224L225 12H224V13L221 12V14H220V20H221V17L225 18L224 16H225V15H228V12H227V14H225V13H226V10H227ZM232 8H233V7H231L229 10H231V11H232V10H235V9H232ZM83 9H82V10H83ZM88 9H89V8H88ZM88 9H87V10H88ZM172 9H173V8H172ZM216 9H218V10L216 11ZM241 9H242V10H241ZM243 9H244V10H243ZM256 9H257V8H256ZM256 9H255V10H256ZM79 10H80V9H79ZM84 10L86 11V9H84ZM101 10H102V9H101ZM173 10H174V9H173ZM176 10H177V12H175V13H176L177 15L181 13V12H178V11H180V8H179V10H178V8H176L174 11H176ZM187 10H189V9H187ZM210 10H211V11H210ZM214 10H215V11H214ZM88 11H89V10H88ZM88 11H86V12H88ZM91 11H92V13L95 12V11L92 10V8H91ZM99 11H100V10H99ZM99 11H98V12H99ZM174 11H173L172 13H174ZM197 11H198V12H197ZM227 11H228V10H227ZM89 12H90V11H89ZM89 12H88V13H89ZM101 12H103V10H102ZM101 12H99V13L102 14ZM188 12H189L190 14H189ZM207 12H209V14H211L210 17H213V18H215V19L210 18L209 15H207V14H208ZM210 12H211V13H210ZM212 12H214V13H216V14H214V13H212ZM229 12H230V11H229ZM234 12H235V13H234ZM236 12H237V13H236ZM255 12H256V14H257V11H255ZM255 12H251V13L253 14V13H255ZM83 13H84V17H82V16H83V15H82V16H81V17H82L81 19H86L85 12L83 11ZM83 13H82V14H83ZM88 13H86V14H88ZM99 13H98V14H99ZM182 13H181V14H182ZM195 13H196V14H195ZM199 13H198V14H199ZM233 13H234V14H233ZM238 13H239V12L236 11V10H235V11H232V14H233V15L229 13V17H230V15H232L233 19L235 20V19L237 18V15H236V14H238ZM243 13H245V14H243ZM96 14H97V13H96ZM96 14H95V15H96ZM98 14H97V15H98ZM112 14L114 15V18H113V17H112V18L115 19V21H116V20H117V19H116V18H117V15H115V13H111V14H109V16L112 15ZM150 14H151V13H150ZM181 14H180V17L178 16V17L181 19V20H180V19L178 18L179 21H178L177 19H175V18H177V16H176L175 14H174L175 16H173V14H172L171 16H172L175 20H177V21H174V22H175V23H174V22H173V19L171 18L172 22H173L174 24H179V26H182L183 24H185V26H186V25H190V22H187V21H188V19H186L187 17L185 16V18H183L184 16L181 15ZM188 14H189V15H188ZM212 14L215 15V16H213ZM223 14H224V15H223ZM239 14H240V13H239ZM239 14H238V15H239ZM247 14H248V15H247ZM259 14H260V12H259ZM259 14H257V16H258ZM95 15L93 16V18H90V19H93V20L96 19V20H97V17H98L99 15H98V16L96 15L97 17H96ZM103 15H105V14L103 13ZM199 15H200V14H199ZM199 15H197V16L199 17ZM216 15H217V16H216ZM235 15H236V16H235ZM253 15H255V14H253ZM253 15H251V16H253ZM115 16H116V18H115ZM168 16H169V15H168ZM182 16H183V17H182ZM234 16H235V18H234ZM260 16H262V15H260ZM260 16H258V17L255 16V17H256V18H259ZM105 17H106V16H105ZM181 17L183 18V20L186 19L185 21H186L188 24L185 23V21H183ZM194 17H196V18L194 19ZM200 17H201V16H200ZM247 17H244V19L247 18ZM249 17H250V16H249ZM94 18H95V19H94ZM107 18H108V16H107ZM109 18H111V16H110ZM109 18H108V19H109ZM165 18H166V17H165ZM226 18H228V16H226ZM226 18H225V19H226ZM239 18H240V19H237V21H239V20H240V21L243 20V19H241V18H243V16L241 17V16L239 15ZM253 18H254V16H253ZM253 18L251 17L250 20H252ZM212 19H213V20H212ZM225 19H223V20H225ZM248 19H249V18H248ZM248 19H247V22L244 20V23H245V24L248 23V26H249V23H252V22H249ZM98 20H99V22H100V20H102V19H101L100 17H98ZM195 20H197V23H198L197 25H196V21H195ZM206 20H205V21H206ZM261 20H264V18H263V17H260V20H258V21L253 20V21H256L257 23L260 21V23H261ZM102 21H103L104 23H107V22L104 21V20H102ZM111 21H112V19H111ZM181 21H183V22H182L183 24H182V23H179V22H181ZM198 21H199V22H198ZM215 21H216V20H215ZM215 21H214V22H215ZM218 21H219V20H218ZM228 21H229V22H230V21L235 22L236 20L233 21L232 18L230 17V19H229ZM91 22H92V21H91ZM103 22H100L101 24L99 23L98 26L103 25V24H102ZM177 22H178V23H177ZM222 22H223V21H222ZM225 22H226V20H225ZM242 22H243V21L239 22L241 25H240L238 22H237V23H238L240 26H242V24H243ZM256 22H255V23H256ZM79 23H80V22H79ZM96 23H98V21H97ZM212 23H213V24H212ZM215 23H216V25H218V22H217V21H216ZM227 23H228V22H227ZM180 24H181V25H180ZM194 24H195L197 27L194 26ZM199 24H200V25H199ZM245 24H243V26H244ZM91 25H93V24H91ZM96 25H97V24H96ZM96 25H95V27H94L95 30H96V28H97ZM230 25H232V23H230ZM230 25H229V26H230ZM239 25H238V26H239ZM255 25H256V26H254V28H256L257 25H260V24L258 23V24H255ZM261 25L264 26V23L262 22ZM175 26H178V25H175ZM175 26H173L172 29H174ZM179 26H178V28H179ZM183 26H184V25H183ZM185 26H184V27H185ZM191 26H192V25H191ZM191 26H187V28H188V27H191ZM238 26H237V27H238ZM240 26H239V27H240ZM243 26H242V28H241V27H240L239 29L237 28V30L240 31V30L244 29ZM245 26H246V25H245ZM245 26H244V27H245ZM250 26H253V24L250 25ZM250 26H249V27H250ZM184 27H183V29H182V27H181L180 30H184V31L186 32V30L184 29ZM195 27H196V28H195ZM234 27H236V24H235ZM234 27L232 28V30H233V29H236V28H234ZM168 28H169V27H168ZM176 28H177V27H176ZM176 28H175V29H176ZM185 28H186V27H185ZM187 28H186V29H187ZM193 28H192V29H193ZM251 28H252V27H251ZM257 28H258V27H257ZM259 28H260V26H259ZM97 29H98V28H97ZM118 29H119V28H118ZM118 29H117V30H118ZM165 29H166V28H165ZM213 29H214V28H211V26H210V30L213 31ZM215 29H216V28H215ZM215 29H214V30H215ZM245 29H246V27H245ZM247 29H249V28H247ZM88 30H89V29H88ZM91 30H92V29H91ZM93 30H94V29H93ZM93 30H92V31H93ZM115 30H116V29H115ZM119 30H120V29H119ZM167 30H170V29H167ZM167 30H166V32H167ZM177 30H178V31L176 32L177 34H179V32L182 34V31H179V29H177ZM189 30H191V29H189ZM189 30H187L186 35H187V33L189 32ZM126 31H127V32H126ZM126 31L123 30V31H121V32L118 33L119 35L117 34V35H115V36H116V37L118 36L117 38H118V39L120 38V39L122 40L123 38H125V37L128 36V34H129V32H128L129 29H126ZM170 31H171V30H170ZM192 31L194 32V31H196V30H192ZM212 31H211V33H214V32H215V31H213V32H212ZM229 31H231V28H230ZM242 31H243V30H242ZM245 31H246V30H245ZM249 31H250V29H249ZM249 31L247 30L246 32H249ZM117 32H118V31H117ZM200 32H202L201 29H200ZM207 32H209V33H206V35H207V34H211L209 30H208ZM127 33H128V34H127ZM168 33H169V31L166 33V35H167ZM173 33H174V32H173ZM225 33H226V32H225ZM231 33H232V36H233V34L236 33V32H235V31H233V32L231 31ZM238 33H239V32H238ZM238 33H237V34H238ZM242 33H244V32H242ZM242 33H241V34H242ZM111 34H112V33H111ZM183 34H185V33H183ZM192 34H194V33H192ZM220 34L226 35V34H229V33H226V34H224V33H220ZM220 34L217 35V36L221 38L222 35H220ZM239 34H240V33H239ZM189 35L191 36V33H190V32H189ZM197 35H198L199 38L196 37L197 39H195V40H196V41H197V40H200L201 42L197 41L199 44H200V43H205V44H206V42H208L207 40H205L206 42H205V41L202 42V40H204L203 38H204V37L208 38V36H206V35L204 36L203 33H202V35H201V34L199 35V32H197ZM211 35H212V34H211ZM234 35H235V34H234ZM243 35H244V34H243ZM243 35H241L242 39H243ZM153 36H155V34H154ZM160 36L163 37L162 34H161V35L159 34V35H157V37H156V36H155V37H156V38H158V37L160 38ZM167 36H169V34H168ZM173 36H174V35H173ZM190 36H189V37H190ZM200 36H201L202 40L200 39ZM203 36H204V37H203ZM209 36H210V35H209ZM217 36H216V37H217ZM232 36H231V37L228 36V39L231 38V41H232V40L235 41L234 38L232 39ZM238 36H239V35H237V37H238ZM116 37H114V38H116ZM174 37H175V36H174ZM183 37H184V36H183ZM183 37H182V39L184 40V38H185L186 36H185L184 38H183ZM187 37H188V36H187ZM191 37H192V36H191ZM226 37H227V35H226ZM226 37H225V38H226ZM229 37H230V38H229ZM235 37H236V36H235ZM239 37H240V36H239ZM153 38H154V37H152V38H149V37H148L149 40H152ZM167 38H168V37H167ZM206 38H205V39H206ZM220 38H219V39H220ZM223 38H224V36H223ZM223 38H222V41H223V42L227 40V38H226V39L224 38L225 40H223ZM148 39H147V42L150 43V41H149ZM163 39H164V38H163ZM174 39H175V42H176V38H174ZM180 39H181V38H179V40H180ZM182 39H181V40H182ZM209 39H211V38L209 37L208 40H209ZM237 39H238V38H237ZM237 39H236V40H237ZM242 39H241V38H240V40L238 39L239 42H240ZM114 40H115V39H114ZM116 40H117V39H116ZM157 40H159V41H157ZM157 40H155V38H154V42L156 43V45L162 47V46L164 45V43L161 41L162 39L160 38V39H157ZM179 40L177 39V41H179ZM181 40H180V41H181ZM118 41H120V40H118ZM188 41H189V39L187 40V42H188ZM209 41H210V40H209ZM211 41H212V40H211ZM211 41H210V42H211ZM227 41H230V40H227ZM227 41H226V42H227ZM231 41H230V42H231ZM233 41H232V42H233ZM171 42L173 43L172 40H171ZM175 42H174V43H175ZM210 42H209V44L212 43V42H211V43H210ZM215 42H216V41H215ZM215 42H214V44L220 47L219 43H217V42L215 43ZM226 42H225V43H226ZM230 42H229V43H230ZM232 42H231V44H232ZM174 43L172 44L173 47H174L175 50H176V51H175V50H174V51H175L176 53H178L179 51L181 52V54H179V55H180V58H182V59H180L179 56L177 55L178 58H179V60H180V61H179V60H177V61H179V62L182 63V60H183V59L186 60V58L184 57V56L186 55V53L189 54V56H190L191 53H192L191 55H193L192 49H191V51H189V49L187 48V47H189V46L182 44V46L184 45L183 48L186 47V48L188 49V50L186 49L185 52H186V51H189V52L184 53V51H182V49L178 48V44H177V43H179V42H177V43H175V44H174ZM189 43H190V42H189ZM234 43H235V42H234ZM234 43L232 44L233 46L235 45ZM153 44H154V43H153ZM153 44H151L149 47H148V46H146V47H142V49H143L145 52H148V53H149L150 51L153 50L154 52H153V51H152V52L154 53L153 55H154V57H155V56H157V55H155V53H157V52H155L156 50H154V49H156L158 46H154L155 44H154V45H153ZM166 44H169V43L167 42ZM176 44H177V45H176ZM179 44H180V43H179ZM205 44H203V45L200 44V45H202L203 47H200V46H199L200 49L202 48L201 50H202V52H203L201 55H203V54L205 55L206 52L208 53V50L211 49V48H209L210 45H208V47H207V44H206V45H205ZM227 44H228V42H227L225 45H227ZM236 44H237V43H236ZM170 45H171V44H170ZM170 45H167V46L170 47ZM172 45H171V46H172ZM174 45L177 46V47H175ZM204 45H205V46H204ZM229 45H230V44H229ZM240 45H241V44H239V46H240ZM243 45H244V44H243ZM103 46H104V45H103ZM131 46H132V45H131ZM131 46H130V48L132 49L133 46H132V47H131ZM152 46H153V47H152ZM230 46H231V45H230ZM147 47H148V48H147ZM164 47H165V46H163L161 50H163V49H168V51H167V50H166V51L164 50L165 53H164V51H163V53H162V51H160L159 53H162L163 55L166 54V55L171 56L172 53H173V51H172V50H173V49H172L173 47H171V49H169L168 47H167V48H166V47L164 48ZM204 47H205V48H204ZM206 47L209 48V49L206 50ZM226 47L228 48V46H225V47H222V48H226ZM234 47H235V46H234ZM234 47L231 46V49L234 48ZM243 47H244V46H243ZM98 48H99V47H98ZM98 48H97V49H98ZM138 48H139V47H138ZM159 48H160V47H159ZM177 48H178V49H177ZM189 48H190V47H189ZM142 49H141V47H140V50H142ZM184 49H185V48H184ZM203 49H205L206 52H204L205 50L203 51ZM133 50H134V48H133ZM133 50H132V51H133ZM140 50H138V49L136 48L135 51L140 52ZM169 50H170L172 53H171ZM178 50H179V51H178ZM228 50H229V48H228ZM228 50H227V51H228ZM232 50H233V49H232ZM144 51H143V52H144ZM157 51H158V49H157ZM177 51H178V52H177ZM225 51H226V49H225ZM229 51H231V50H229ZM229 51H228V52H229ZM233 51H234V50H233ZM97 52H98V51H97ZM143 52H142V53H143ZM166 52H167V53H166ZM190 52H191V53H190ZM228 52H226L227 54H224L225 56H224V57L222 56V57H223V58L226 57L225 59H227V57L229 56V55H228ZM253 52H254V51H253ZM159 53H158V55H159ZM168 53H169V54H168ZM183 53H184L185 55H184ZM209 53H210V52H209ZM209 53H208V54H209ZM229 53H230V52H229ZM233 53H234V52H233ZM254 53L257 54V51L254 52ZM254 53H253V54H254ZM260 53H262V52H260ZM208 54H206V55H208ZM256 54H255V57H256V56L258 57V55H260L259 52H258V55H256ZM153 55H151V54L149 53V56H153ZM160 55H161V54H160ZM160 55H159V56H160ZM163 55H162V56H163ZM211 55L213 56V54H211ZM226 55H228V56H226ZM237 55H239V53H238ZM261 55H262V54H261ZM261 55H260V56H261ZM263 55H264V54H263ZM263 55H262V57H263ZM162 56H161V58H162ZM177 56H176V57H177ZM181 56H183V57H181ZM189 56H188V57H189ZM214 56L216 57V55H214ZM230 56L233 57L234 55H230ZM241 56H242V55L240 54L239 57H241ZM243 56H246V55H243ZM260 56H259V57H260ZM164 57H165V56H164ZM166 57H167V56H166ZM166 57H165V58H166ZM171 57H173V56H171ZM190 57L192 58V57H195V56H190ZM190 57H189V58H190ZM207 57H208V56H207ZM247 57H248V55H247ZM249 57H250V56H249ZM259 57H258V58H259ZM156 58H157V57H156ZM158 58L160 59V57H158ZM165 58H162V59H164V60H163V64H165V63H164V62L166 61ZM178 58H176V59H178ZM189 58H188V60H189ZM191 58H190V60L192 61ZM197 58H198V57H197ZM203 58H205V57L203 56ZM154 59H155V58H154ZM159 59H157V61H158ZM195 59H196V58H195ZM195 59H193V62H194ZM207 59H208V58H207ZM207 59H206V60L204 59V61H207ZM210 59H211V58H210ZM237 59H238V58H237ZM241 59L244 60V57H241L240 60H241ZM245 59H246V58H245ZM256 59H257V58H256ZM260 59H261V57H260ZM160 60H161V59H160ZM169 60H170V59H169ZM173 60H175V57H173ZM197 60H198V59H196V61H197ZM240 60H237V61H240ZM247 60H248V58H247ZM251 60H252V59H251ZM253 60H254V59H253ZM263 60H264V58H263ZM167 61H168V60H167ZM212 61H213V58H212ZM212 61H210V62H212ZM223 61L226 62V60H224V59H223ZM237 61H236V60L232 61V63L234 62L233 64L230 63V61H229L228 65H227V62H226V64L224 63L225 65H223V62H222V65H223V66H222V65H218L219 63L217 62V63H218L217 65L219 66V68L222 66V67L220 68V71H221L222 68H224V66H226V68H228V70H230V71H231L232 68H234L233 70H234L235 72L232 71L234 74H233V73L231 74L230 71H229V73H227L228 71H225L224 69H223V71H221V72H223V73L226 72L225 74H229V76H228V75L225 76V74H224L225 81H227V80H226V77L229 79V80L226 82L228 85L230 84L229 82L232 81V80L230 81V77H231V75L234 76L235 74L238 75L239 73H241V75H242V72H243L244 68H246V67H243V69H241V72H240V71H237V73H236V70H235V69L239 68L238 70H240V67L244 66V65H241V64H243V62H241V61H240L241 63H240V66H239V65L237 64ZM244 61H245V60H244ZM249 61H250V60H249ZM259 61H260V60H259ZM160 62H162V60H161ZM160 62H159V64H160ZM179 62H177V63L179 64ZM187 62H188V61H187ZM193 62H192V63H193ZM213 62H214V61H213ZM245 62H246V61H245ZM250 62L252 63V61H250ZM250 62L247 61V64L250 63ZM255 62H256V60L253 61V63H254V64H257V62H256V63H255ZM261 62H262V65H263L262 67H264V63H263L264 61H261ZM148 63H149V61H148ZM166 63H168V62H166ZM185 63H186V62H185ZM188 63L191 65V62H188ZM188 63H187L186 65H188ZM196 63H197V62H196ZM203 63H204L203 61H199V60H198V63H197L194 67L191 66V67H193L194 72H192L193 70H191V69H192V68H191V69H190V70H191V73H190L188 76L186 75L187 77L185 76L186 78H183V81H182V82H180V81H179V83L177 82V83L179 84L178 86H176V85H177L176 83H173L172 86H173V87L175 86V87L177 88V90H178V87L181 88L180 85L187 86L186 91H187V93H189V92H191V90H192L191 94H192L193 92H195V93H200L201 95H204V93H209L208 96H213V97H209V98H208V96H206V97H207V99H206L207 101L204 99V103H208V102H209V105H210V104H211V103H210L211 101H212V102H213V101H217L215 98H219V96H221V94L223 95L222 92L226 90V89L224 90V87H226V85H224L223 88H222V86L220 85V84H221V83H220L221 81L219 80L220 82H218V80H217V82H218L219 85L221 86L220 91H222V92H218V91H216V90H219V89L216 87V85H217L218 87H219V85H218V83L216 82L215 79H216L217 77H219L218 79H220V78H221L220 76L223 75V73H221V72L218 71L219 74L221 73V75H220V76H217L216 78H215L214 76H216L217 74H216V73H215V74L211 73V74L214 75V76H211V77H214L213 80H215V82H216V85H214V86L212 85V87H215V88H214V89H215L214 91H216V93L218 92L219 94H216L215 92H214L215 94H213V92H212V93H211L212 95H210V92H211L212 90H211V91H208V92H203V93H201L203 89H204L203 91H206V84L209 83V81H213V80H211L210 77H209V78H210L209 81H207V79L205 78V77H207V75H205V74H209L207 71L211 72L210 70H206V68H205V70H204V69H202V70H200V71H199V70H196V67H197V68H198V67H199V68H204ZM235 63H236L237 66H239V67L236 68V64H235ZM84 64H85L84 66H89L88 61H85ZM159 64H158V65H159ZM161 64H162V63H161ZM163 64H162L161 66H163ZM210 64H211V63H210ZM215 64H216V63H215ZM229 64H231V65H229ZM254 64H253V65H254ZM180 65H181V64H180ZM183 65L185 66V64H183ZM204 65H205V63H204ZM245 65H246V63H245ZM249 65H250L252 68L254 67V66H252L251 64H249ZM249 65H248L247 67H249ZM259 65H260V64H257L258 67H259ZM184 66H182L183 69H184L185 67H188V66H185V67H184ZM210 66L212 67L213 65H210ZM215 66H216V65H215ZM218 66H216L215 70H216V69H217V70L219 69V68H217ZM229 66H230V67H229ZM189 67H190V66H189ZM162 68H163V67H162ZM207 68L210 69L209 66H208ZM230 68H231V69H230ZM259 68H261V67H259ZM259 68H258V69H259ZM213 69H214V68L212 67V70H213ZM261 69H262V68H261ZM175 70H176V69H175ZM184 70H186V68H185ZM187 70H188V68H187ZM190 70L188 71V73L190 72ZM215 70H213L212 72H214ZM249 70H251V69L249 68ZM158 71L160 72V70H158ZM176 71H177V70H176ZM176 71L174 72L175 74H174V73H172V74H174V75H176L177 73L179 74V72L176 73ZM205 71H206V72H205ZM262 71H263V70H262ZM216 72H217V71H216ZM244 72H246V71H244ZM250 72H251V71H250ZM250 72L248 71V73H250ZM185 73H186V72H185ZM200 73H201V75H200ZM246 73H247V72H246ZM246 73H243V74H244L243 76H246ZM248 73H247V74H248ZM230 74H231V75H230ZM148 75H149V74H148ZM237 75H235L234 77H235V79H238V80H239V78L242 77V76H241V75H238V77H239V76H240V77H239V78H238V77L236 78ZM146 76H147V74H146ZM176 76H177V75H176ZM176 76H174V77L176 78ZM178 76H179V75H178ZM178 76H177L176 80L179 79ZM204 76H205V77H204ZM233 76H232V79L234 78ZM249 76H250V79H249L247 76L245 77V79L247 78V80L251 81V80H252L251 75L249 74ZM252 76H254V75H252ZM109 77H110V75H109ZM112 77H113V76L111 75V78H112ZM174 77H173V78H174ZM254 77H255V76H254ZM111 78H110V79H111ZM116 78H117V77H116ZM116 78H114V79L112 78L113 80H111V81L116 80ZM147 78H148V77H147ZM175 78H174V79H175ZM207 78H208V77H207ZM242 78L244 79V77H242ZM255 78H256V77H255ZM255 78H254V80H255ZM145 79H146V77H145ZM221 79H224V78H221ZM243 79H241V81H242ZM263 79H264V76H263ZM263 79L259 80V81L261 82V84H262V82H263ZM233 80H234V79H233ZM254 80L252 81L253 83H254ZM111 81H109V82H111ZM236 81H237V80H234L235 83H238V82H239V81H237V82H236ZM243 81H245V80H243ZM243 81H242V82H243ZM249 81H248V82H249ZM256 81H257V80H256ZM256 81H255V82H256ZM259 81L257 82V85H255V86H257V87H261V85L258 86V84H260ZM109 82L107 83V85H104V86L109 87V85H108V84H110ZM171 82H172V78H171ZM171 82H170V83H171ZM234 82H231L233 87H234ZM212 83H213V82H212ZM224 83H225V82H223L222 84H224ZM243 83H244V82H243ZM171 84H172V83H171ZM171 84H170V86H171ZM239 84L242 85L241 82H240ZM250 84H251V87H252L253 84H252L251 82H250ZM255 84H256V83H255ZM111 85H112V84H111ZM228 85H227V86H228ZM235 85H236V84H235ZM237 85H238V84H237ZM244 85H245V86L247 85V87H248L249 89H251V87L249 86L248 83H246V81H245V84H244ZM263 85H264V82H263ZM263 85H262V87H261L263 90H260V89H259L261 92L264 91V88H263L264 86H263ZM104 86H103V87H104ZM170 86H169V87H170ZM184 86H183V87H184ZM188 86H189L190 88H189ZM230 86H231V84H230ZM230 86H229V87H230ZM232 86H231V87H232ZM242 86H243V85H242ZM245 86H243V87L245 88ZM255 86H254V87H255ZM112 87H113V86H112ZM231 87H230V88H231ZM239 87H240V86H239ZM239 87H238V88H239ZM243 87H242V88L240 87L242 91H241L240 89H239V90L237 89V90H238V91H237V92H238V97L236 96V95H237V92L234 90V91L236 92V94L234 93V97H235V98H233V95H232V99H231V96H230L229 93H228L230 90L228 89L229 91L227 90V92H226V91H225V92L228 93V95L230 96L229 98H230L232 101L234 100V102H237V100H239V96L241 95L240 93L243 92V90H244ZM247 87H246V89H247ZM254 87H253V89H254ZM104 88H106V87H104ZM176 88H175V89H176ZM188 88H189V89H188ZM216 88H217V89H216ZM106 89H107V88H106ZM169 89H171V87H170ZM169 89L167 88L166 91H168ZM198 89H199V90H198ZM221 89H222V90H221ZM115 90H116V87H115ZM189 90H190V91H189ZM196 90H198V91H196ZM231 90H232V92H233V88H232ZM259 90H256V87H255V89H254V91H257V92H258ZM166 91L164 90L163 92L166 93ZM174 91H175V90H174ZM254 91L251 90L250 92H254ZM260 91H259L258 93H260ZM96 92H97V91H96ZM102 92H103V91H101L100 94H98V96H99V95L101 96ZM107 92H108V91H107ZM244 92H245V91H244ZM244 92H243V93H244ZM250 92H248V90H247V91L245 92V95H246V96H247V94L249 95ZM257 92H255V93L257 94ZM165 93H163V94L165 95ZM167 93H168V94H166L167 99L171 98V96H172V90L170 91V94H171L170 96H168V95H169V92H167ZM175 93H176V92H175ZM195 93H193V95H194ZM220 93H221V94H220ZM243 93H242V94H243ZM246 93H247V94H246ZM163 94H161V95H163ZM189 94H190V93H189ZM191 94H190V95H191ZM230 94H232V93H230ZM239 94H240V95H239ZM251 94H252V93H251ZM260 94H261V93H260ZM260 94H257V97H259ZM102 95H103L102 98L105 99V98L107 97L108 93H107V95H106V93H103ZM105 95H106V96H105ZM164 95H163V96H164ZM186 95H187V94H185V96H186ZM193 95H191V98H192V100L194 99V101L189 100V99H191V98L187 99L189 96L186 97V99L189 101L190 104H191L190 101L195 102V104L198 103V102L196 101L197 98L195 97V96H197V95H194V96H193ZM206 95H207V94H206ZM215 95H219V96H215ZM224 95H225V94H224ZM226 95H227V94H226ZM226 95H225V96H226ZM228 95H227V96H228ZM253 95H254V94H253ZM66 96H67V95H66ZM104 96H105V97H104ZM166 96H165V97H166ZM174 96H175V95H174ZM181 96H182V98H183V100H184V98H185V97H183L184 95H181ZM181 96H180V97H181ZM192 96H193V97H192ZM243 96H244V94H243ZM261 96H263L262 98L264 99V94H263V95H260V97H261ZM165 97H164V99H162V97H161V99H160V98L157 99V98H158V95H157V98H155V97H153V98L158 100V101H157V104H158V105L160 104L161 106L163 105V107H164V104H165V103H162L163 100H164V102H166V104H168L167 101H170V103H171V101H172V100H170V99L167 100ZM180 97H179V98H180ZM194 97H195L196 99H195ZM206 97L204 96V98H206ZM249 97H250V95H249ZM249 97L247 96L248 99H249ZM257 97H256V99H257V100H258V99L260 100V97H259V98H257ZM65 98H66V97H65ZM182 98H181V99H182ZM223 98H224V97H223ZM227 98H228V97H227ZM227 98H225V99H227ZM236 98H238V99L235 101ZM243 98H244V97H243ZM165 99H166V101H165ZM181 99H179L178 102L180 101V103H181ZM220 99H221V98H220ZM230 99H228V101H229ZM245 99H246V98H244V100H245ZM248 99H247V101H248V103H250L249 100L252 99V96H251V98H250L249 100H248ZM254 99H255V98H254ZM63 100H64V99H63ZM160 100H162V101H161L162 104H161V103H158ZM202 100H203V99H202ZM202 100H201V101H202ZM222 100H223V99H222ZM65 101H66V100H65ZM94 101H95V100H94ZM201 101H200V102H201ZM228 101H227V102H228ZM239 101H242L243 104L245 103V105H242L241 102H238V103H237V106H238L239 103H241V104H239L240 107H238L237 109H239V108L241 109V107L244 106V108H242L241 110H242V111L245 110V107H247V105H248V104L246 105L247 101H246V100L243 101V100H241V98H240ZM250 101H251V100H250ZM261 101H262V99H261ZM97 102H98V101H96V104H97ZM143 102H144V101H143ZM200 102H199V103H200ZM251 102L253 103V100H252ZM254 102H256V103H253V104L251 103V104H252V106L255 107V108H253V107L251 106V104H250L249 107L251 106L252 108H250L251 110H248L249 112H251L250 115H251V117H253V119H251V117L249 118L250 115H249L248 111H247L248 115H247V113H246V115L244 114L246 117L248 116V117H247L248 119H247V120H244V121H245L244 124L246 123V121H248V120L250 119V121H248L247 123L249 124V122H250L251 125H249L248 127L251 128V130H252L253 128L255 129V127H256V128H259V126H262V125H260V123H259L258 120L260 119V116H261V115H260V114H261V111H260V110L264 107V105H262V103H261L260 101H256V100H254ZM257 102H259L262 106H261V105H258V107L255 106V104H257ZM62 103H63V102H62ZM145 103H147V100H145V102L142 103V106H143ZM149 103H151V102H149ZM155 103H156V102H155ZM202 103H203V102H202ZM218 103L220 104V103H222V102L217 101L215 104H214V102H213L211 105H212V106H213V105L215 106L216 104L218 105ZM225 103H226V102H225ZM225 103H224V105L228 104V103H226V104H225ZM259 103H258V104H259ZM81 104H82V103H81ZM147 104H148V103H147ZM153 104H154V103L152 102V104H148V105H150L151 108H153V107H152ZM166 104H165V105H166ZM172 104H173V103H172ZM172 104H169V105L171 106ZM182 104H183V102H182ZM186 104H187V103H186ZM193 104H194V103H193ZM193 104L188 105V106H189V107H191V106L193 107ZM195 104H194V105H195ZM229 104H230V102H229ZM229 104H228V105H229ZM235 104H236V103H235ZM127 105L130 106L129 104H127ZM139 105L141 106V103H140ZM154 105H155V108H154V109L157 110V109H156V107H157L156 104H154ZM198 105H199L198 107L200 108V104H198ZM221 105H223V104H221ZM230 105H232V104H230ZM75 106H76V105H75ZM93 106H96V105H94V104H93V105H89L88 108L91 107L90 109H92ZM128 106L126 107V108H127L126 111L129 110V109H128V108H129ZM142 106H141V107H142ZM182 106H183V108H185V109H181L180 111L174 113L175 117H173L174 115H171L172 118L170 119V120H172V119L176 120L177 125L175 124V122H174V125H173V122H172V127L176 125V127H177L178 129L176 130V129H175L176 127L172 128V129H173L174 131H177V132H174L172 129L170 130L171 127H170V128L168 127L169 129L167 128L168 132L171 131V133H175V135L178 133V130H179V132H180V130L183 129L184 125H185V127H186V126H189L187 123H186V124H182V123H185V122H187V121H188V123H189V121H194V120L198 119V118L201 116V112H200V111H199V112H200V113H199L200 115H199V114L197 113V111H196L195 113H192L191 111H186V105H185V104L182 105ZM233 106H234V104H233ZM71 107H72V106H71ZM77 107H78V106H77ZM77 107H76V108H77ZM86 107H87V106H85V107H83V108L85 109ZM97 107H98V106H97ZM99 107H100V106H99ZM101 107H102V106H101ZM101 107H100V108H101ZM130 107H131V106H130ZM143 107L146 108V110H147V107H148V106L146 107V106L144 105ZM192 107L190 108V110L193 109ZM194 107H197V106H194ZM249 107H248V109H249ZM256 107L259 108V109L257 110ZM74 108H75V107H74ZM76 108H75V109H76ZM88 108H87V111H86V112H88ZM95 108H96V107H95ZM157 108H159V107H157ZM209 108H210V106H209ZM260 108H261V109H260ZM90 109H89V111H92V110H90ZM93 109H94V108H93ZM194 109H195V108H194ZM78 110H79V108L77 109V113H80V114H81V113L84 112V110H82V112H79ZM100 110H103V108L100 109ZM122 110H123V109H122ZM146 110H144V111H146ZM200 110H201V109H200ZM262 110H263V109H262ZM193 111H194V110H193ZM263 111H264V110H263ZM86 112H84V113H86ZM209 112H210V110H209ZM259 112H260V113H259ZM77 113H75V114L78 116L79 114H77ZM84 113H83L82 115H80L79 117H81V116L83 117V116L85 115ZM132 113H134V112H132ZM146 113H147V112H146ZM196 113H197V114H196ZM242 113H243V112H242ZM258 113H259V114H258ZM262 113H263V112H262ZM126 114H127V113H126ZM134 114H136V113H134ZM148 114H149L150 117L152 116V118H150V119H152V122H153V118L156 117V116H155L156 114H154V116H153V115H150L151 113H148ZM148 114H147V115H148ZM172 114H173V113H172ZM202 114H203V113H202ZM226 114L228 115L229 113H226ZM230 114H231V113H230ZM230 114H229V115H230ZM254 114H257V116H255ZM76 115H74V116H76ZM233 115H235V117H236V114L233 113ZM241 115H242V114H241ZM241 115H240V116H241ZM262 115H263V117H264V113H263ZM162 116H163V115H162ZM237 116H238V114H237ZM245 116H244V117H245ZM254 116H255L256 118L259 117V119L256 120V118H255ZM82 117H81V118H82ZM202 117H203V116H202ZM208 117H209V116H208ZM235 117H234V118H235ZM75 118H77V117H75ZM118 118H119V117H118ZM120 118H121V117H120ZM167 118H170V117H167ZM206 118H207V117H206ZM206 118H205V119H206ZM209 118H210V117H209ZM212 118H214V117H211V119H212ZM231 118H232V119H231ZM231 118H230V122H231V120L234 119L233 117H231ZM236 118H237V117H236ZM261 118H262V117H261ZM73 119H74V118H73ZM138 119H140V122L137 123L136 127H137V126H138V127H137V129H135V130H139V128H141V127L144 128V127L146 126V125L144 126V124L147 123V122H146V119H145V122H144L141 118H139V117H138ZM138 119H137V121H138ZM180 119H181V120L183 119V120L181 121ZM242 119H243V118H241V120H242ZM245 119H246V118H245ZM254 119H255L257 122H255ZM64 120H65V119H64ZM76 120H77V119H76ZM81 120H82V119H81ZM81 120H80V118H79V121H81ZM85 120L87 121V119H85ZM120 120H121V119H120ZM125 120H126V119H125ZM133 120H136V119H133ZM141 120H142V121H141ZM155 120H156V119H155ZM155 120H154V121H155ZM168 120H169V119H168ZM168 120L166 119V122H167ZM174 120H173V121H174ZM177 120H180L182 123H181V122H178ZM185 120H187V121H185ZM251 120H252V121H251ZM253 120H254V122H253ZM262 120H263V119H260V121H262ZM79 121H78V124H79ZM82 121H84V119H83ZM82 121H81V122H82ZM113 121H114V119H113ZM113 121H111L110 123L112 124ZM130 121H131V120L128 121V122H129L128 126L132 123V122H130ZM184 121H185V122H184ZM210 121H211V120H210ZM210 121H209V123H210ZM237 121H238V120H237ZM237 121H235L236 123L231 122L232 125H233V127H234V124H236L237 127H239L237 123H239L240 119H239L238 122H237ZM68 122H69V121H68ZM70 122H73V121L71 120ZM126 122H127V121H124V123H126ZM128 122H127V123H128ZM141 122H144V123H142L143 125L140 124ZM152 122H151V123H152ZM157 122H158V121H157ZM168 122H169V121H168ZM168 122H167V123H168ZM87 123H88V121H87ZM102 123H103V122H101V121H100V124L94 122V123H92V127H94L96 124L102 126V125L104 124V123H103V124H102ZM135 123H136V122H135ZM169 123H170V124H167V125H171V122H169ZM178 123H179V124H182L183 127H182L181 125H178ZM241 123H242V124H241ZM241 123L239 124V125H240L239 128L243 127V130H242V128H241V130L244 131V130H245L244 127L247 126V125H245V126H241V125H243V120H242ZM252 123H254V124H255V123H259V124H256L257 126H255V127L252 128V126H254V124H252ZM75 124H76V125H73L74 128H72V129H67V130H74V129L77 127V125H78V124H77V121H76ZM197 124H198V123H197ZM228 124H229V123H228ZM93 125H94V126H93ZM98 125H96V126L99 128L100 126H98ZM107 125H108V121H107V124H106V128L108 129V126H107ZM120 125H121V129H119V130H121V131H119L118 129H117V131L120 132V133L123 132V134H124V132H125V130H127L126 128H127L128 126H126L125 124H123V121H122V124L120 123ZM122 125H124V126H122ZM139 125H140V126H139ZM148 125H150V124H148ZM148 125H147V127H148ZM155 125H156V123H155ZM195 125H196V124H195ZM195 125H193V127H195L196 129L192 128V126H190V127L187 128V129H186L185 127H184V128L187 130L186 132H190L191 130L194 129V131H195V136H197V134H199L200 131L197 130V126H195ZM198 125L201 126V125H204V123L202 122V123H199ZM210 125H211V124H210ZM210 125H209V127H210ZM236 125H235V126H236ZM258 125H259V126H258ZM89 126H91V124H90ZM115 126H116V125H115ZM131 126H132V127H130V126H129V127L132 128L133 130H134V128H136V127H133V126H135L134 124H133V125L131 124ZM153 126H154V124H153ZM180 126H181V127H180ZM250 126H251V127H250ZM53 127H55V124L53 125ZM53 127H52V128H53ZM79 127H80V126H79ZM79 127H77V129H78ZM84 127H85V126H84ZM87 127H88V126H87ZM103 127H104V126H102V127L99 128V129H100V130H101V129H102V130L105 129V128H103ZM123 127H124V129H122ZM129 127H128V129H130ZM179 127H180L181 129H180ZM202 127H205V126H201V128H202ZM207 127H208V126H207ZM207 127H205V129H206ZM225 127H228V125L225 126ZM225 127H222V129L225 128ZM231 127H232V126H231ZM237 127H236V128H237ZM248 127H246L247 130H248ZM67 128H68V127H67ZM70 128H71V127H70ZM85 128H86V127H85ZM95 128H96V127H95ZM143 128H142V129H143ZM154 128H158V126H156V127L154 126ZM191 128H192V129H191ZM212 128H214V127H212ZM228 128H229V127H228ZM234 128H235V127H234ZM64 129L66 130V127H65ZM147 129H150V127H148ZM147 129H146V130H147ZM190 129H191V130H190ZM198 129H199V126H198ZM215 129H216V128H215ZM225 129H226V128H225ZM229 129H232V128H229ZM229 129H228L227 131L231 132V130H229ZM237 129H238V128H237ZM237 129H236V130L233 129V131H237ZM81 130H82V129L80 128V131H81ZM90 130H91V129H90ZM102 130H101V131H102ZM133 130H128V131H129V133L132 134V131H133ZM157 130H158V129H157ZM157 130H155V134L157 133V135H156V139H158L159 135H161V136H160V139H161V137H162V138L164 137V138L162 139V140H163L162 143H164V141H167V140H164V139H167V138H165V137H166V136L168 137V136L170 135V133H169V134H168V133H166V134H165V133H162L163 135L165 134L164 136H162V134H160L159 131L157 132ZM188 130H190V131H188ZM199 130H200V129H199ZM202 130H203V129H202ZM241 130H240V131H241ZM247 130H245V132L241 133V134H243L244 137H246V135H247V137H248V135H249L248 132L251 131V130H249V131L247 132ZM101 131H100V132H101ZM130 131H131V132H130ZM172 131H173V132H172ZM183 131H184V129H183ZM183 131H181V132H183ZM196 131H198L197 134H196ZM206 131H207V130H206ZM206 131H205V132H206ZM214 131H216V130H214ZM221 131H222L221 129H220V131L218 130V133H221ZM227 131L223 129V133L225 132V133H224V137L222 136V133H221V136L218 135V137L220 136V137H222V139H226L225 137H227V136L229 137V135L231 134V135H230L231 137H229L230 139L227 138V139H228L227 143L229 142V143H228V146H227V143H226V141H225L226 145H225V143L223 144V147H224V145H225V147H224L223 149H225V150H224L225 154H226V155H229V154H230V157L232 158V157H233V154H231L232 147H230V144L235 143V142H237L238 140H240V139L237 140L236 138H237L238 135H241V134H238V135L236 134L237 136H236L235 139H236L237 141L234 139V140L232 141V143H231V139H232L233 137H235V136H234L235 134L232 135V133H229V135L227 134V135L225 136V134L227 133ZM51 132H52V131H51ZM60 132H61V131H60ZM68 132H70V131H68ZM76 132H77V131L75 130V131H74V134H75ZM82 132H83V130H82ZM82 132H81V133H82ZM87 132H91V131H89V129H88ZM136 132H139V131H136ZM181 132H180V133H181ZM202 132H203V131H202ZM238 132H239V131H238ZM238 132H237V133H238ZM64 133H65V135H64L63 137L66 138V136H67V131H66V132H63V134H64ZM71 133H72V131H71ZM71 133H68V135H70L69 137H70L72 140H71V139L68 140V141L66 140L67 143L69 142V145H71V143H72V142H70V141H73V140H74V138H73L74 136H75V138H78V137H80V135H81V133H79L80 135L76 137V135H74V134L72 135ZM107 133L110 134V132H107ZM127 133H128V132H127ZM180 133H178V134H180ZM183 133H185V132H183ZM218 133H217V134H218ZM235 133H236V132H235ZM239 133H240V132H239ZM77 134H78V132H77ZM116 134H117V135H116ZM116 134H115V137L118 136L117 139H119V135H120V134H118V133H116ZM123 134L120 135V136H121L120 138L123 137V136H122ZM155 134H154V132H153V134H152L151 137H154ZM187 134H188V133H185V136H186V138L190 136L189 138H187L188 141H189L190 138H191L192 132H191L190 134H188V136H187ZM193 134H194V133H193ZM245 134H246V135H245ZM71 135H72V137H71ZM172 135H173V134L170 135V139H173V138H171ZM180 135H181V134H180ZM180 135H179V136H180ZM201 135H202V134H201ZM203 135L205 136L204 133H203ZM207 135H208V134H207ZM111 136H112V135H111ZM126 136H127V135H126ZM126 136H124V139H125ZM130 136H131V135H129V137H130ZM133 136H134V135H133ZM135 136H137V135H135ZM141 136H142V135H141ZM157 136H158V137H157ZM181 136H183V135H181ZM195 136L192 135V137H195ZM199 136H200V134H199ZM243 136H242V137H243ZM113 137H114V136H113ZM113 137H112V139H113ZM115 137H114V140H116ZM139 137H140V136H139ZM216 137H217V136H216ZM218 137H217V138H218ZM220 137H219V138H220ZM238 137H239V136H238ZM247 137H246V138H247ZM67 138H68V136H67ZM104 138H105V136H104ZM104 138H103V139H104ZM136 138H137V137H136ZM144 138H145V137H144ZM154 138H155V137H154ZM168 138H169V137H168ZM175 138L177 139L176 141H178L179 138H177V136H176ZM175 138H174V139H175ZM219 138H218V139H219ZM239 138H240V137H239ZM68 139H69V138H68ZM79 139H80V138H79ZM122 139H123V138H122ZM124 139H123V140H124ZM130 139H131V138H130ZM132 139H133V138H132ZM139 139H140V138H139ZM139 139H138V140H139ZM141 139H142V138H141ZM146 139H150V141L147 140V142H145V143L141 142V143L144 145V147H143V145H142L141 143H140V144L142 145V148H143V149H144L145 147H147V150H148V147H149V152H151L150 150H152V147H153L152 145H154V144L157 145L159 142L157 143V141H156L155 139H153V138H148V137H147ZM152 139H153V140H152ZM170 139H169V141H167V142H170L169 144H166V142H165L164 144H165L167 147H169L168 145L172 144V148H170V149L173 151L172 153H174V156H176V157L178 158V155H177L175 152H176V151H180V150H178V149H180V147L178 148V146H177V147H176L177 150L175 151V149H176L175 146H176L177 144L179 145V143L177 142V144H176L175 141H174L175 143H173V140H174V139L171 140L172 142L170 141ZM180 139H181V138H180ZM184 139H185V137H183V140H184ZM187 139H185V140H187ZM203 139H205V138H203ZM60 140H61V139H60ZM89 140H90V141H89ZM89 140H88V141H89L88 143L90 144V142L92 141V139H89ZM93 140H94V139H93ZM105 140H106V141L108 140L107 142H109V137L106 136ZM119 140L121 141V139H119ZM123 140H122V142H121L122 144H124V143H123ZM142 140H143V139H142ZM151 140H152V141H155V143L152 144ZM162 140H161V141H162ZM181 140H182V139H181ZM183 140H182V141H183ZM229 140H230V141H229ZM242 140H243V141H242ZM242 140H241L242 142L240 141V142H241V146H243L242 143H245L244 141H246V140L243 139V138H242ZM64 141H65V139L63 140V138H62V143H63ZM66 141H65V143H66ZM110 141H111V140H110ZM112 141H113V140H112ZM143 141H146V140L144 139ZM161 141H160V142H161ZM190 141H193V139L190 140ZM93 142H94V141H93ZM95 142H96V141H95ZM95 142H94V144H95ZM104 142H105V141H104ZM113 142H115V143H113ZM113 142H112V145H114V146H115V144H116V146L119 145V144L116 143L117 141H113ZM148 142H150V145L152 144V145H151L152 147H150V146L148 145V144H149ZM194 142H196V143H195V144H196V145H195L196 148L193 147L194 145L192 146V148L194 149V151L192 150V151H193L192 153H191V152H189L190 154H189V153H184V151H182V150H181L182 152H180V153H181V156H183V155H185V154L188 155L189 159H188L187 155H186V158L184 157V159H183V160L188 159V160H185V161H189V162H186V163H190V162L192 163V162H193V160H192L193 158H191L189 155L192 154V155H191L192 157H193V156L195 157V156L198 155V154H197V151H195V149H197V147H198V149H200V150L198 151V153H199L200 151H202L203 148L206 147V145H204L203 143H201L200 138H199V140L197 139V141L194 139L193 143H194ZM118 143H120V142H118ZM146 143H147L148 146H146ZM156 143H157V144H156ZM180 143H181V141H180ZM185 143H186V144H185ZM190 143H191V142H189V146H190ZM207 143H208V142H207ZM91 144H92V142H91ZM91 144H90V145H91ZM94 144H93V145H94ZM125 144H126V143H125ZM164 144H163V145H164ZM175 144H176V145H175ZM187 144H188L187 141H184V145H186V147H189V146H187ZM208 144H209V143H208ZM212 144H213V143H212ZM236 144H238V143H236ZM69 145H68V147H69ZM112 145H111V146H112ZM126 145H127V144H126ZM155 145H154V147H155ZM163 145H162V146H163ZM174 145H175V146H174ZM182 145H183V144H182ZM209 145H210V144H209ZM239 145H240V144H239ZM62 146H63V145H62ZM64 146H65V144H64ZM64 146H63V147H64ZM111 146H110V147H111ZM119 146H120V145H119ZM160 146H161V144H160ZM170 146H171V145H170ZM231 146H232V145H231ZM234 146H235V145H234ZM68 147H67V144H66L65 149L63 148L62 150L65 151V150H67L66 148H68ZM173 147H174L175 149H174ZM181 147H182V146H181ZM184 147H185V146H184ZM228 147L231 148V149H229ZM60 148H61V147H60ZM108 148H109V147H108ZM182 148H183V147H182ZM189 148H190V147H189ZM207 148H208V145H207ZM218 148H219V147H217L216 149H218ZM220 148H221V147H220ZM234 148H237V147H233V152H232V153H235V151H236ZM105 149H106V148H105ZM145 149H146V148H145ZM159 149H160V148H159ZM159 149H158V150H159ZM173 149H174V150H173ZM184 149H185V148H184ZM186 149H188V148H186ZM186 149H185V150H186ZM227 149H228V150H227ZM120 150H121V149H120ZM153 150H155V153L157 154V153L160 152L161 149L158 151L157 149L154 148ZM153 150H152V151H153ZM156 150H157V151H156ZM162 150H163L164 152L166 151V153H167V150H166L165 148H163ZM162 150H161V151H162ZM219 150H220V149H219ZM221 150H222V149H221ZM226 150H227V151H226ZM230 150H231V151H230ZM234 150H235V151H234ZM104 151L107 153V152L109 151V149H108V151H107V150H104ZM104 151H102L101 153L103 154ZM130 151H132V149H131ZM130 151L128 152V154L130 153ZM144 151H145V150H144ZM163 151H162V152H163ZM66 152H67V151H66ZM123 152H124V151H123ZM162 152H161V153H162ZM164 152H163L162 154H164ZM195 152H196V153H195ZM212 152H213V150L210 152L211 155H212ZM218 152H219V151H218ZM224 152L222 151L223 154H224ZM229 152H230V153H229ZM139 153H142V152L140 151ZM155 153H154V155H155V157H157V163H156V164H158V160L160 161V160H162L163 158H165L166 156H168V154L165 153L166 156H165V157L163 156L162 159H159L158 157L161 156V155H160L161 153L159 154L160 156H159V155H156ZM177 153L180 155L179 152H177ZM182 153H183V154H182ZM194 153H195V155H193ZM214 153H215V152H214ZM219 153H221V152H219ZM228 153H229V154H228ZM130 154H131V153H130ZM165 154H164V155H165ZM196 154H197V155H196ZM199 154H200V155H203V153H202V154L199 153ZM210 154H208V156H209ZM216 154H217V153H216ZM216 154H214V155H215V158H216V156H217ZM225 154H224V156H222V157H226ZM242 154H243V153H242ZM105 155H106V154H105ZM105 155L103 154L101 157H100V156H98V157H99L100 160H101V158L104 157ZM96 156H97V155H96ZM181 156H180V157H181ZM203 156H204V155H203ZM219 156H220V155H219ZM198 157H199V156H198ZM198 157H197L196 160L199 159ZM204 157H205V156H204ZM230 157H229V158H230ZM141 158H142V157H141ZM152 158H153V157H152ZM160 158H161V157H160ZM177 158H175V159H177ZM182 158H183V157H182ZM209 158H210V157H209ZM215 158H214V162H216V161L219 159L218 156H217V160H215ZM220 158H221V157H220ZM229 158H227V157H226V158H221L222 160L219 159L220 161H219V160H218V161H219V163H221L222 161H224V160L227 159L226 162H222V165H223V163H227V162H228V164H229L230 162H229L228 160L231 159V158H230V159H229ZM242 158H243V157H242ZM83 159H84V158H83ZM95 159H96V158H95ZM148 159H150V158H147V159L145 158V160H148ZM153 159H154V158H153ZM165 159H166V158H165ZM200 159H201V157H200ZM223 159H224V160H223ZM263 159H264V158H263ZM92 160H94V159H92ZM97 160H98V158H97ZM102 160H104V159H102ZM118 160H119V159H118ZM118 160H117L116 162H118ZM142 160H143V158H142ZM145 160H144V161H145ZM150 160H151V159H150ZM150 160H149V161H150ZM155 160H156V158H155ZM179 160H180V158L177 159V162H179ZM183 160H182V161H183ZM190 160H191V161H190ZM194 160H195V159H194ZM210 160H211V158H210ZM212 160H213V155H212ZM235 160H236V159H235ZM149 161H147V162H149ZM163 161L165 162V164L163 165V163H162L161 166L163 165V167L165 168L164 170H165V172H166L167 168L165 167V165H166L167 162H166V160H163ZM203 161H204V158H202V161H201V163H202V164H201V167H200V165H199V162H200L199 160L197 161L198 164L196 163V161H194V162H193L194 164H193V163H192V164H193V165L197 164V165L199 166V169L202 168L203 165H204V167L208 165V169H211V171H212V168H210V167H213V168L216 169V167H214V164H213L212 161H211V164H210L209 162H206L207 165H206L205 161H208V160L205 159V161H204V162H203ZM230 161H231V160H230ZM262 161H263V164H262V165H264V160H262ZM96 162H97V161H96ZM96 162H95V163H96ZM98 162H99V161H98ZM100 162H101V161H100ZM119 162H120V161H119ZM155 162H156V161H155ZM155 162H154V163H155ZM161 162H162V161H161ZM143 163H144V162H143ZM150 163H152L151 165L154 166V165H153V161H150ZM150 163H149V164H150ZM159 163H160V162H159ZM168 163H169V165L167 164V167L172 166L170 161H169ZM191 163H190V164H191ZM204 163H205V164H204ZM208 163L210 164V166H209ZM96 164H97V163H96ZM104 164H105V163H104ZM106 164H107V163H106ZM146 164H147V163H146ZM190 164H188L187 166H189ZM192 164H191V165H192ZM216 164H217V163H216ZM191 165H190V166H191ZM211 165H212V166H211ZM217 165H218V164H217ZM144 166H145V165H144ZM144 166H142V168H143ZM147 166H148V165H147ZM161 166H158V168H160V170L162 169ZM198 166H195V168H197ZM233 166H234V165H233ZM233 166H232V165L230 166V170H232L231 167H233ZM135 167H136V166H135ZM154 167L156 168L157 166L155 165ZM180 167L183 169L182 166H180ZM218 167H219V165H218ZM218 167H217V169H219ZM223 167H224V166H223ZM223 167L221 166V168H223ZM262 167L264 168V166H262ZM138 168L140 169V166H138L137 169H138ZM152 168H153V167H151V168H150V167L146 168V166H145L144 170H145V169H147V170L149 169V170H150V169H152ZM187 168H188V167H187ZM187 168H186V169H187ZM221 168H220L219 170H217L218 172H216L215 170H213V172L215 171V173H214L215 176H217L218 173H220L219 171L221 170ZM226 168L228 169L229 167H225L224 170H225ZM234 168H235V166H234ZM137 169H136V171H137ZM156 169H157V168H156ZM184 169H185V168H184ZM184 169H183V170H184ZM191 169H192V168H191ZM191 169H190V170H191ZM208 169H207V170H208ZM132 170H133V167H132ZM134 170H135V168H134ZM140 170L143 171L142 169H140ZM140 170H139V172H140ZM153 170H155V169H153ZM157 170L160 171L159 169H157ZM168 170H169V169H168ZM172 170H173V169H172ZM180 170H181V169H180ZM187 170H189V168H188ZM187 170H186V171H187ZM190 170H189V172H190ZM192 170H193V169H192ZM197 170H198V169H197ZM197 170H196V171H197ZM224 170L222 169L223 175L226 176V179L230 178V180H231L232 182H235V181H236L235 184H233V185L235 186L236 183H237V179H239L240 176H239V178H237V179H236V177H235V178H234V181H233V178L229 177V175L227 176V175L224 174V173L226 172V171H224ZM113 171H114V170H113ZM136 171H135V172H136ZM150 171H151V170H150ZM174 171H175V170H174ZM198 171H199V170H198ZM201 171H202V172H204V171L206 172V168H205L204 170L201 169ZM228 171H229V170H228ZM233 171H234V170H233ZM233 171H232V173H231V171H230L229 174L232 175V174H233ZM263 171H264V169H263ZM133 172H134V171H133ZM137 172H138V171H137ZM137 172H136V173H137ZM160 172H161V171H160ZM163 172H164V171H163ZM163 172H162V174H163ZM165 172H164V173H165ZM202 172H201V173H202ZM147 173L150 174L149 171H148V172L145 171V174H146L145 176L148 175ZM172 173H175V172H172ZM179 173L182 174V170H181V172H179ZM185 173H186V172L183 171L184 176H185ZM191 173H192V175L194 174L193 171L190 172V174H191ZM207 173H208V171H207ZM109 174H111V173H109ZM112 174H114V173H112ZM141 174H143V173L141 172ZM175 174H177V172H176ZM180 174H178V176H180ZM187 174H188V177H189V173H188V172H187ZM187 174H186V177H185V178H188V177H187ZM196 174H197V172H195L194 176H196ZM203 174H204V173H203ZM205 174H206V173H205ZM216 174H217V175H216ZM221 174H222V173H221ZM227 174H228V173H227ZM198 175H199V177L196 178V179H199V178L203 179L204 177L206 178V176H207V175H206V176L203 175V176H204V177H203V176H201L202 174H201V175L198 174ZM142 176H143V175H142ZM145 176H144V177H145ZM153 176H154V175H152V177H153ZM161 176H162V175H161ZM173 176H174V175H173ZM184 176H183V175L181 176L183 179H181V178H179V177L177 178V176H175V177H176V179L179 180L180 182H181V180H182V182H183V180H184ZM208 176H209V175H208ZM215 176H214V179H215ZM220 176L223 178L222 175H220ZM124 177L126 178V176H124ZM124 177H123V178H124ZM127 177H131V175H129V176H127ZM149 177H150V176H149ZM149 177H148V178H149ZM152 177H151V178H152ZM157 177H158V176H157ZM175 177H174V181H176ZM196 177H197V176H196ZM202 177H203V178H202ZM237 177H238V176H237ZM109 178H110V177H109ZM121 178H122V177H121ZM154 178H156V177H154ZM189 178H190V177H189ZM216 178H217V177H216ZM246 178H247L246 176H245V177L243 176L242 179H244V180H241V178H240V180H241V181H244V184L247 185V183H245V182H246V180H247V182H248V179H246ZM36 179H37V178H36ZM36 179H35V180H36ZM110 179H112V178H110ZM110 179H109V180H110ZM196 179H195V180H196ZM201 179H199L198 181H196L197 184L201 182ZM206 179H207V178H206ZM206 179H204L203 181H207V180H208V179H207V180H206ZM224 179H225V178H224ZM224 179H223V180H224ZM245 179H246V180H245ZM31 180H32L33 182L35 181V180H33V179H31ZM209 180H210V179H209ZM218 180H219V179H218ZM240 180H239L240 184L237 183V186H238V185H239V186L241 185L242 182H241ZM37 181H38V180H37ZM112 181H114V178L112 179ZM203 181H202V183H203ZM213 181H214V180H213ZM213 181H212V182H213ZM215 181H216V179H215ZM219 181H220V180H219ZM231 181H230V182H231ZM56 182H57V181H56ZM182 182H181L180 184H183ZM208 182H209V183H208ZM223 182H225V181H222L221 184H219L220 186L218 185L219 188H216V187H215V188L217 189V194H219V193H224L225 195H226V194H227V195L232 194L233 192H230L229 189H226V188H227L226 185H225V189H223V190L221 189V187L223 188V186H224L223 184H227V183H228L227 185H230V186H231V184H229L230 182H227V181H226L225 183H223ZM232 182H231V183H232ZM250 182H251V181H250ZM30 183H31V181H30ZM37 183H39V182H35L34 184H37ZM69 183H70V182H69ZM112 183H113V182H112ZM112 183H111V181H110V186H109L110 188H109V190H112V188L115 187V186H113V185H112V187H111V184H112ZM175 183L178 184L177 181H176ZM175 183H173V184H175ZM185 183H186V182H184V185H182V187H185V185H186ZM204 183H205V182H204ZM210 183H211V181H207V182H206L205 186L208 184V185H207V189H205V187L202 186V185H204V184H202V185L200 184V185H201L200 188L197 187V185L194 186V187H196V192H194L193 194L196 195V193L199 194V192H200V194H201V196H199L200 194L197 195L198 197H197V196L195 197L194 195H192V194H191L192 192H190V191H189V192H190V193H189V192H188L189 189H187V187H186L185 189H187V192H188V194H187V192L184 191V188H183V190H182L181 187H180L181 185H180V186L178 185L182 191L180 192L179 190H176L175 192H177L178 194H176L175 192H173V193H175L176 195H179V192L182 193L183 197H182V195L180 194V196L182 197V199H184V197L187 198V195H188V198L190 197V199H186V200L184 199V200L186 201V202H185V205L187 204V200H189V202L192 201L189 205H186L185 207H184V203H183L182 206L179 204L178 201H182L180 197L177 198L178 200L175 198V196L172 198V199L175 198L174 201H175V203L177 202V206H178V205L181 206V208H180V206H179V208H177V206L175 207L176 204L173 203V200H172V202H171V200L169 201V199L166 198L167 195L164 196V198H165L168 202H170L171 204L173 203L172 205L175 204V205L172 206V207H173V208L175 207V208H174V209H175V213H178L177 217H179V220H180V218H183V219H184V221H183V219H182V220H180L179 222H176V224H175V227L177 228L178 235L181 234V232L183 233L184 228L186 229V227H184V226H186L185 224H187V223H185L186 220H187V218H188L193 212L196 213V211H198V210L202 207V205L200 204V202H201V201H200V197H202L205 193H206V195H207V190H209V185H210ZM216 183H217V182H216ZM258 183H259V182H258ZM14 184H15V186L13 185V187H16V188L18 187V189H20V188H19V187H20V186H19L20 184H19V185H18L17 183H14ZM28 184H29V183H28ZM39 184H40V183H39ZM58 184H60V183L58 182ZM58 184H57V185H58ZM72 184H73V183H72ZM77 184H78V183H77ZM113 184H114V183H113ZM117 184H118V183H117ZM117 184H116V185H117ZM124 184H125V183H124ZM126 184H127V183H126ZM159 184H160V183H159ZM161 184H162V183H161ZM169 184H171L172 187H174V186L176 185V184L173 185L172 183H169ZM169 184L167 183V184H165V186H166V187H167V186L169 187V186H170ZM248 184H249V183H248ZM8 185H9V184H8ZM8 185H7V186H8ZM25 185H26V184H25ZM70 185H71V183H70ZM114 185H115V184H114ZM119 185H121V184H119ZM152 185H153V184H152ZM157 185H158V183H157ZM162 185H163V184H162ZM198 185H199V184H198ZM200 185H199V186H200ZM221 185H222V186H221ZM246 185H245V186H246ZM249 185H250V184H249ZM249 185H247V187H248ZM251 185H253V183H251ZM251 185H250V186H251ZM257 185H258V184H257ZM260 185H261V188H260ZM260 185H259V188L257 187L258 190H259V189H260V190L263 189L262 187L264 186V184H263V186H262V184H260ZM67 186H68V185H67ZM72 186H73V185H72ZM75 186H76V185H75V183H74V188H75ZM155 186H156V185H155ZM237 186H236V187H237ZM245 186L243 185V186L241 187V189H242L241 191L244 192L243 189H245V191H246L245 193H243V192H241V191H240V192L238 191L239 193H236V191H237L238 189H235V191H234L235 194H232V196H233L234 198L237 199L239 195L241 196L240 193H242L243 195H244V194H248L249 192H247V189H248L250 186H249L248 188L245 187ZM69 187L71 188V186H69ZM69 187H67V188H69ZM117 187H119V186L117 185ZM157 187H158V186H157ZM179 187L177 188V186H176V187H174V188L179 189ZM236 187H235V188H236ZM243 187H244V188H243ZM22 188H23V187H22ZM60 188H62V187H60ZM65 188H66V187H65ZM122 188H123V187H122ZM122 188H121V189H122ZM125 188H126V187H125ZM153 188H154V186H153ZM158 188H159V189H164L165 187L162 188L161 185H160ZM158 188H157V189H158ZM169 188H170V190L172 189L171 187H169ZM198 188H199V190H198ZM201 188H203L202 190L206 191V192L203 191L204 194L202 193V190L200 191ZM228 188H229V186H228ZM231 188H232V186H231ZM237 188H238V187H237ZM114 189H115V191H114V193H111L112 195L115 194L116 190H118V191L120 190V188H119V189H116V187H115ZM114 189H113V190H114ZM220 189H221L222 191H221ZM63 190H64V188H63ZM73 190H75V193H76V192H79V190H77V188H75V189H73ZM126 190H128V189H126ZM126 190H125V191H126ZM166 190H167V189H166ZM170 190H169V193L171 194V191H173V189H172L171 191H170ZM227 190H229V191H227ZM239 190H240V189H239ZM253 190L256 191V189H254V188H253ZM253 190H252V191H253ZM258 190L256 191V192H257L256 194L259 193V194H258L259 196H257V198H253V197H252V198L255 199V200H256V199L258 200V197L260 198L261 195H262V193H263V190L261 191V194H260V191H258ZM15 191H16V190H15ZM70 191H71V190H70ZM118 191H117V192H118ZM151 191H152V190H151ZM157 191H158V190L155 189V190L153 191V193L155 194V192H157ZM162 191H165V189L162 190ZM162 191H160V192H162ZM167 191H168V190H167ZM198 191H199V192H198ZM218 191H219V192H218ZM223 191H224V192H223ZM249 191L252 192V191L250 190V188H249ZM255 191H254V192H255ZM61 192H62V191H61ZM120 192H121L120 195H119L118 193H116V194L119 195V197H121V194L123 193L122 191H120ZM132 192H133V191H132ZM135 192H136V191H135ZM135 192H134V197H135V194H136V193H140V192H142V191H140V192H136V193H135ZM227 192H230V194H228ZM254 192H253V194H255ZM62 193L65 194L64 192H62ZM97 193H98V192H97ZM151 193H152V192H151ZM153 193H152V195H154ZM162 193H164V195H165L166 191H165V192H162ZM167 193H168V192H167ZM169 193H168V194H169ZM173 193H172V194H173ZM185 193L187 194L186 196H185ZM210 193H211V192H210ZM210 193H208V194H210ZM63 194L61 195V196H62L61 199H64V198H65V196H64ZM100 194H101V193H100ZM100 194H99V197H100ZM102 194H104V193H102ZM111 194H110V195H111ZM116 194H115V195H116ZM170 194H169V195H170ZM189 194H191V195H189ZM224 194H223V195H222V194H219V195L223 198V197H224ZM236 194H237V195L239 194V195L236 196ZM251 194H252V193H251ZM76 195H77V194H76ZM76 195H75V196H76ZM79 195L81 196V193H79ZM79 195L77 196V198L74 196V198H75L76 200H77V199L79 200ZM82 195H83V194H82ZM112 195H111V196H112ZM118 195H116V198H118V197H117ZM139 195H142V194H139ZM143 195H144V191H143ZM150 195H151V194H150ZM158 195H159V194H158ZM169 195H168V196H169ZM206 195H205V196H206ZM234 195H235L236 197H235ZM63 196H64V197H63ZM97 196H98V195H97ZM103 196L105 197V196H107V194H106V195L104 194ZM103 196H102V197H103ZM122 196H123V194H122ZM156 196H157V194L155 195V197H156ZM161 196H163V195H161ZM172 196H173V195H172ZM191 196H192V197H193V196L195 197V198H193L194 200L192 199ZM207 196H208V195H207ZM214 196H215V194H214ZM244 196H245V195H244ZM250 196H252V195H249V196H248L250 199H249L248 197H247V198L251 201V200H253V199H252ZM88 197H89L88 199H87L86 197L84 198V197H82V196H81L80 198L85 199V201L87 200L89 204H90V203H91V204H94L95 201H96L97 204H94V205H96V207H95L94 205H92V206H94V207H95V208L93 207L94 210L97 211L96 213H97V218H98V219H99V215H98V214H99L100 211L103 209V208H102L103 206H100V205H104V204H102V203H104L105 200H108V202H107V201L105 202V203H106L105 205H107V204L110 202L107 206H108V207H112V208H113V206H114L113 209H114V210L116 211V213H118V214H116V213L112 210V208H110V210H112L111 212H114V213L116 214V215L114 214L115 217H119L118 215H120L119 218H122V219H119V218H116V219H115L114 216H113V218H112V219L115 221V223H113V224H116L114 227H116V229L118 228V230H119V228H121V226H122V228H124V227L126 226L125 223H126L127 225L130 224V225H129L130 227L133 226L134 224L131 225V221H132L131 219L133 218V220H134L133 222H135V219L137 220V222L140 221V223L138 222L139 224H137V222H135V225H134V226H136L137 228H138V227H139V228H143V229H142L143 231L141 230V233H142V234H144V229H145V230H146V229L148 230V229H150V228H151V229L153 228V229L157 230L156 232H158V230L160 231V232H158V234H159V233L161 234V232H162V235H164L165 238L167 237L166 239H171V238H168V237H171V236L174 237V235H176L175 237L177 238V234H176L175 232H174V235H172L173 233H170V231L172 230V232H173V229H174V225H173V224H174V222H175V215H173V214L171 215V214H170V216H169V214H168V216H167V213H166V212L169 213V211H171V210H169V211H168L167 209H166V210H163V209H162V210H159L160 213L163 212L164 215H166V216L163 215L162 218H166V217H171V216H172V218H170V219H163V220H161V215H162L163 213H162V214H158L159 212H155V211H154L155 213L152 212L151 215H152V214H153V215L155 214V216H159V215H160V216H159L160 218L158 217L159 220L156 219L157 221H156L155 223H153V222H154V220H153V222H151V223H153V224H150V222H148V220H145V219H144V218H146V217H147L146 219H148V216H147L146 214H145L146 217L143 216L144 213L142 214V212L140 211V207H138V209H137V206H138L137 203L134 202L135 204H137V205H136V208H135V207H131V205L134 204V203L131 204L130 201H129V203H130L131 205H130L129 207L127 206L126 203H128V202H124V201H123V199L125 198V196H124V198H121L122 200L120 199L121 201H119V202H123V203H124V204H123V205H124L123 208H119V207H120V204H119V203H118L119 206H118V207L116 206L117 201H116V199H114L115 196H114L113 198L110 197V196L107 197V198H109V197L112 198V200H109L110 198L107 199V198L105 197L106 199H103L104 201H102V198H101V202H102V203L100 202V200H99V202H97L98 200H97V197H95V196H93V197L96 198L95 201L93 200V199H95V198H93V197L91 198L90 195H88ZM104 197H103V198H104ZM132 197H133V196H132ZM134 197H133V198H134ZM170 197H171V196H170ZM203 197H204V196H203ZM203 197H202V200H203ZM218 197H219V196H218ZM255 197H256V196H255ZM262 197H263V195H262ZM262 197H261V198H262ZM135 198H136V197H135ZM135 198H134V199H135ZM137 198H138V197H137ZM179 198H180V200H179ZM196 198H197V199H196ZM198 198H199V200H198ZM211 198L215 201V199L213 198V196H212ZM222 198H221V199H222ZM225 198H226V197H225ZM227 198L229 199V196H227ZM240 198H243V197L241 196ZM244 198H245V197H244ZM244 198H243V199H244ZM247 198H245V199H247ZM261 198H260V199H261ZM83 199H82V200H83ZM89 199H91V200H90L91 202H89ZM98 199H99V198H98ZM147 199H148V198H147ZM191 199H192V200H191ZM195 199H196V200H195ZM218 199H219V198H218ZM221 199H219V200H221ZM230 199L232 200V197H231ZM230 199H229V200H230ZM260 199H259V200H260ZM262 199H263V200H261V201L258 200V201L260 202V204H264V203H263V202H264V198H262ZM55 200H56V199H55ZM55 200H54V201H55ZM64 200H65V199H64ZM126 200H128V199H126ZM144 200H145V199H144ZM163 200H164V199H163ZM163 200L160 199V201H159V200H157V201H159V203H160V202L163 201ZM197 200H198V201H197ZM219 200H217V198H216V201H215V202L217 203V201L219 202ZM223 200H224V198L222 199V201H223ZM233 200H234V199H233ZM257 200H256V202H257ZM85 201H84L83 203H85ZM92 201H94V202L92 203ZM111 201H113L115 205H114ZM131 201H132V200H131ZM196 201H197V202L200 201V202H199V203H196ZM226 201H227V200H226ZM262 201H263V202H262ZM132 202H133V201H132ZM139 202H140V201H139ZM141 202H142V200H141ZM141 202H140V203H141ZM143 202H144V201H143ZM215 202H213V203H215ZM220 202H221V201H220ZM220 202L216 205V208L214 207V209L216 210V212H215V210L213 211L210 207H207L206 210L209 211V212H208V213H209V216H211L212 214H213V215H214V214H217V209L221 207V205H220V207L218 206V205L220 204ZM228 202H229V201H228ZM243 202L245 203V206H246V207H247V206L250 207L251 204H249V205L247 204V202H249V201H243ZM254 202H255V201H254ZM254 202L251 201V203H254ZM259 202H258V203H259ZM261 202H262V203H261ZM23 203H24V201H23V199H22V201H21V205H22ZM88 203H87V205H88L89 207H91V204L89 205ZM100 203H101V204H100ZM111 203L113 204V206H112ZM147 203H148V202H147ZM162 203H164V202H162ZM225 203H226V202H225ZM244 203H242L243 206H244ZM38 204H39V203H38ZM38 204L31 203L30 206L27 208V211H30L31 209H33V208L39 206ZM85 204H86V203H85ZM99 204H100V205H99ZM226 204H227V203H226ZM226 204H223V207H224V205L226 206ZM228 204H229V203H228ZM230 204H231V203H230ZM254 204H255V203H254ZM256 204H257V203H256ZM13 205H15V208L17 207V203H13ZM98 205H99V208H100V209L102 208L101 210L98 208ZM109 205H110V206H109ZM252 205H253V204H252ZM11 206H12V205H9V206H8V209L5 211V216H7V215H8V211L12 209V208L10 209ZM85 206H86V205H85ZM107 206H106V207H107ZM115 206L118 208V210H119L118 212H117V209H116ZM134 206H135V205H134ZM157 206H158V205H157ZM197 206H198L199 209L197 208ZM199 206H201V207H199ZM232 206H234V205H232ZM235 206H236V205H235ZM237 206H238V205H237ZM243 206L241 205V207H243ZM245 206H244V207H245ZM254 206H255V205H254ZM86 207H87V206H86ZM106 207H105V208H106ZM121 207H122V206H121ZM217 207H218V208H217ZM223 207H222V208H223ZM228 207H229V206H228ZM260 207H262V206H260ZM260 207H258V208L260 209ZM18 208H19V203H18ZM91 208H92V207H91ZM105 208L102 210V212H106V214H107L109 208H107L108 210H105ZM124 208H125V209H124ZM141 208H142V207H141ZM158 208H160V207H158ZM191 208H193V210H194V208L197 209V210L193 211ZM208 208H209L210 210H209ZM231 208H232V207H231ZM237 208H238V207H236V208L233 207L234 210L236 209V210H235V214L233 213V216L231 215L230 218H228V217H229V214H227L228 211H224V212L228 215V217H227L226 214H225L226 216H223L224 213H223L222 215H220L221 217H222V216L225 217V218H223V219L220 218L218 214H217L218 216L215 215L216 217H219V218H220V221L222 220V222H219V221H213V224H214V222H217V224H219V225H216V226L212 227L211 229L208 228V227L210 226V225L208 224L209 226L207 225V226H208L207 229H209V231H207V230L205 229L206 232H205V231H204V232H201V234H198L197 236H195L193 243H194V244H197V243L200 244L201 241H204V239L206 240V239L208 238V236H210V237L212 236L213 238H212V237H211V238H212V239H215V238H217V236L219 237V235L222 234L221 237H223V234H224L225 232H226V233H229V232H230L231 234L234 232L232 235L230 234L231 237L234 239L235 237H233V235H234V234L237 235V233H236L237 231L235 232V231H233V230H234V229H233V230H231V231H232V232H231V231L229 230V229H231V227H232L231 224H232L234 221L236 222L237 217H238V219H239L240 216H241V219L244 220V219H245V216H246V217H248V216L250 217V216L252 215V211H251V210L248 212L249 215L247 214V215H248V216H247L246 213H244V212L246 211V208H240V207H239V208H238L239 211H241V209H242V210H243V211H242L243 214H245L244 217H242V216H243L242 212H239ZM44 209H45V208H44ZM44 209H43V211L46 212V213H49V212H52V213H53V211H51V210H47V209H45V210H47V211H45ZM81 209H82V208H81ZM81 209H80V212L83 211V210L81 211ZM87 209H88V207L86 208V210H87ZM98 209H99V210H98ZM122 209L125 210V211L123 212V214H122V211H121ZM133 209H135V210H133ZM144 209H145V208H144ZM160 209H161V208H160ZM226 209H227V208H226ZM226 209L224 208L223 210H226ZM233 209L231 210L232 212L234 211ZM251 209H253V210L256 211L257 208L254 209V207L252 206ZM262 209H263V208H262ZM60 210H62V211H60L61 213H63V212L66 211V210H63V209H60ZM84 210H85V209H84ZM145 210H146V209H145ZM147 210H150V209H147ZM147 210H146V211H147ZM151 210H153V209H151ZM155 210H156V209H155ZM176 210H177V211H176ZM191 210H192L193 212H191ZM220 210H221V209H220ZM223 210H221V211L223 212ZM244 210H245V211H244ZM247 210H249V208H247ZM120 211H121V213H120ZM157 211H158V210H157ZM165 211H166V212H165ZM207 211H205V213H207ZM218 211H219V209H218ZM257 211H258V209H257ZM67 212H68V211H67ZM88 212H89V211H87V212H86V211H85V212L83 211V214H85V213L88 214ZM102 212L100 213L101 215H102ZM111 212H110V214H109V212H108V217L113 215V213H111ZM144 212H145V211H144ZM211 212H213V213L211 214ZM214 212H215V213H214ZM250 212H251V213H250ZM262 212H263V214H264V211H262ZM262 212H261V210H260V213H261L260 215H263ZM54 213H56V212L54 211ZM119 213H120V214H119ZM147 213H148V212H147ZM205 213H204V214H205ZM238 213H241L242 215H238ZM254 213L256 214V212H254ZM80 214H82V213H80ZM83 214H82V216H83ZM141 214H142V215H141ZM204 214H203L204 217H202V219L205 221V223H206V222L209 223L210 220H214V218H216V217H214V218L211 217L212 219H210L209 221H208V219H206V220H207V221H206V220H205V216H206V218H210V217H208V214H207V215H204ZM210 214H211V215H210ZM250 214H251V215H250ZM255 214L252 215V216H255ZM103 215H104V213H103ZM194 215H195V214H194ZM213 215H212V216H213ZM49 216H50V215H49ZM60 216H61V215H60ZM62 216H63V215H62ZM62 216H61V217H62ZM85 216H88V217H89V214H88V215H85ZM105 216H106V215H105ZM142 216L144 217V218H143L144 221H145L146 223L149 224L148 226H146V223H145L144 221H141V220H143V219H141ZM192 216H193V214H192ZM190 217H191V216H190ZM226 217H227V219H226ZM255 217H256V216H255ZM58 218H59V217H58ZM89 218H90V217H89ZM89 218H88V219H89ZM91 218H92V217H91ZM91 218L89 219V221L92 222V224H91V223H89V224H90L91 227L93 226V227H92L93 229L91 228L93 231L90 230V232H89L88 229H87V231H88V233H91V232H92V235H94V234H93L94 232H97L98 228H96V227H97L98 225L101 224V223L97 224L98 222H103V221L105 220V222H104L105 224L102 223V227H106V226H103V225H108V224H109V223L106 224V221H107V220L104 219V217H100V218H102L103 220H100V219H99L100 221H98V222H96V219H94V218H95V217H94V218H92V219H93V220L96 222V224H97V226L95 227V226H94L95 223H93L94 221L91 220ZM106 218H107V217H106ZM109 218H110V217H109ZM125 218H126V220H127L128 222H125ZM149 218H150V217H149ZM191 218H192V217H191ZM191 218H190V219H191ZM193 218H194V217H193ZM193 218H192V219H193ZM243 218H244V219H243ZM253 218H254V217H253ZM54 219H55V218H53L52 220H54ZM56 219H57V218H56ZM56 219H55V222L57 221ZM81 219H82V218H81ZM107 219H108V218H107ZM110 219H111V218H110ZM118 219L124 221L125 223L122 222V221H121V223H124L125 226L122 225V224H119L120 221H119ZM128 219H130V223H129V220H128ZM150 219H152V218H150ZM150 219H149V221H151ZM190 219L188 218L189 221H188V220H187V221L190 222V221L192 220V219H191V220H190ZM50 220H51V219H49V221H50ZM52 220L50 221V223H48L44 217H42V216H40V215H37V214H35V213H34L32 216H30L28 212H20V213L18 212V213L15 214L12 218H10V223H9V225H6V224H5L4 229L2 230V233H3V235H4V238H3L4 240H3V242L0 244V250L2 249V250L4 251V255H5L6 257L9 256V257H11V259H13V261L11 262V264H46L45 261H48L49 259H47L46 255H44V254H46L45 252H46V250H47L48 248L45 249L44 246H49V245H51V244H53V248H55L57 245H58V247H59V248L56 247V249H58V250H55V251H52V250H51L52 252L59 251V253H60V249H61V248H64V250H65V248H66V247H64V243H65V242H62L61 239H59L60 237L63 238L62 236H64V235H63V230H62V229H61V232L58 234V236H59L60 234H61L62 236H60V237L58 238V239H59V242L56 241V242H57L56 246H55L54 243H53L54 241L51 242V244H50V240L48 239V237L46 238V236L43 235L45 232H47V233H52V232H51L52 230L49 231V232L47 231L48 228H49V230L53 228V227L49 226V224H50V225L55 224V222L52 223V222H53ZM113 220H112V221H113ZM203 220H202V221H203ZM218 220H219V219H218ZM223 220H225V221H223ZM59 221H60V220H59ZM108 221H109V220H108ZM108 221H107V222H108ZM181 221H182V223L184 222V224H180ZM204 221H203V222H204ZM110 222H111V221H110ZM116 222L118 223V225H121V226L119 227V226L117 225ZM200 222H201V221H200ZM200 222H199V223H200ZM203 222H201V223H203ZM218 222H219V223H218ZM65 223H66V222H65ZM65 223H64V220L61 219V221L59 222V225H61V228L64 227L63 229H65V227H67L68 224H67V223L65 224ZM83 223H84V222H83ZM141 223H142V225H141ZM201 223H200L199 225H201ZM87 224H88V223H87ZM89 224L87 225L88 227H89ZM136 224H137V225H136ZM203 224H204V223H203ZM210 224H212V223H210ZM215 224H216V223H215ZM64 225H66V226H64ZM109 225H110V224H109ZM138 225H139V226H138ZM172 225H173V226H172ZM197 225H198V224H197ZM204 225H205V224H204ZM56 226H57V225H56ZM83 226H84V224H83ZM110 226L112 227L113 225L111 224ZM123 226H124V227H123ZM129 226H127V227L130 228ZM134 226H133V227H134ZM141 226H142V227H141ZM201 226H202V225H201ZM88 227H87V228H88ZM94 227H95L96 229H94ZM111 227H110V228H111ZM136 227H134V228H130V230L132 229V231H133L134 229H137ZM172 227H173V229H171ZM56 228H57V227H56ZM57 229H59V226H58ZM99 229H101V228L99 227ZM102 229H103V231H100V232H98V233H101V232L104 233V232H105V233L107 234V235L104 234V235L106 236V239H107V236H108L109 234H111L112 237H111V236H108L109 239H110V241H111V244H112V241H113V240H114L113 242H115V240H116L117 243H119L120 240L122 241V238H120V237L122 236V231L124 232L123 229L120 230V231H121L120 237H116V236L119 235L120 232L118 233V235H117V234H113V233L110 232V231H112V230H110L108 227H106V230H108V231L110 232V233L108 234V232L105 231L104 228H102ZM102 229H101V230H102ZM112 229H113V227H112ZM124 229H125V231L127 230L126 227H125ZM151 229H150V230H151ZM153 229H152V233L149 231V232H150V233L148 232L149 234L147 233V235L144 234L143 236H147V238H148L149 236H151V235L153 236V235H154V236L157 237L158 234H157L156 232H155V233H156L157 235H156L155 233L153 234V231H154ZM165 229H166V234H164V233H165ZM170 229H171V230H170ZM224 229H225V230H224ZM226 229H227V230H226ZM53 230H54V229H53ZM118 230H117V231H118ZM130 230H127V232L130 231ZM161 230H163V231H161ZM167 230H169V232H167ZM181 230H182V231H181ZM117 231H116V233H117ZM132 231H131V232H128L130 235L127 234L126 232H124L123 236L127 234V236L129 237V240H131V241L133 240V242H135V241H134L135 239H136V240H141V241H142V239L146 238V237H143V238H142V236H140V235H141L140 232H139V237H138V234H137V236L135 235L136 233H138V229L136 230L137 232H136L135 234H134V231H135V230L133 231V233H132ZM139 231H140V229H139ZM180 231H181V232H180ZM223 231H225V232H223ZM228 231H229V232H228ZM65 232H66V231H65ZM85 232H86V231H85ZM112 232H113V231H112ZM163 232H164V233H163ZM114 233H115V232H114ZM125 233H126V234H125ZM131 233H132L133 236L131 235ZM169 233L171 234L170 236L168 235ZM81 234H83V233H81ZM81 234H80V237L78 236L77 239L75 238V239L77 240V242H76L77 244H75L76 246H78V244H81V243H79V242L82 241V240H80V238L82 237ZM160 234H159V235H160ZM183 234H185V233H183ZM83 235H84V234H83ZM85 235H86V234H85ZM92 235H90V236H92ZM101 235H102V234H101ZM101 235H100V237L102 238ZM104 235H103V236H104ZM113 235H115V236H113ZM159 235H158V238H157V239H160L161 236H162V235H161L160 238H159ZM166 235H167V236H166ZM230 235L228 236V238L230 237ZM235 235H234V236H235ZM44 236H45V237H44ZM87 236H88V234H87ZM87 236H86V237L83 236V237H84V238H83V242L85 241V238H88ZM97 236H99V234H98ZM97 236H96V234H95L93 237H97ZM105 236H104V237H105ZM123 236H122V237H123ZM154 236H153V237H154ZM179 236H180V235H179ZM225 236H227V234H225ZM69 237H71V238H69ZM93 237H90V238H93ZM128 237H127V238H128ZM131 237H132V238L134 237V238L132 239ZM136 237H138V239H137ZM140 237H141L142 239H141ZM153 237H150V238H151V239H154ZM156 237H155V238H156ZM164 237H163V239H165ZM181 237H182V235H181L179 238H177V241H178V242H179L178 239H180ZM231 237L229 238L230 240L232 239ZM67 238H69V240L67 239L68 241H67V240H66V241L69 242V243H70V241H73V240H74L72 235H71V236H67ZM97 238H99V237H97ZM101 238H100V239H101ZM117 238L120 239V240L117 241V240H118ZM124 238H126V237H124ZM139 238H140V239H139ZM183 238L185 239L184 236H183L181 239H183ZM228 238H225L226 241H225V239H224V241L227 242V243L229 242V239H228ZM50 239H51V241H52V238H50ZM71 239H72V240H71ZM81 239H82V238H81ZM104 239H105V238H103L102 241H103V242L108 241V242H106V243H108V245H109V243H110L109 239L106 240V241H105ZM112 239H113V240H112ZM148 239H149V238H148ZM163 239H162V240H163ZM181 239H180V240H181ZM184 239H183V240H184ZM212 239H211V240H212ZM227 239H228V241H227ZM233 239H232L231 241H233ZM245 239H246V238L243 239L244 243H245ZM55 240H57V238H56ZM76 240H74L73 242H75ZM79 240H80V241H79ZM89 240H91V239H89ZM145 240H147V239H144L142 242H146ZM211 240H210V241H209V239L207 240V241L210 242L209 244H212V243H211ZM215 240H217V239H215ZM218 240H219V239H218ZM218 240H217V241H218ZM48 241H49V242H48ZM64 241H65V240H64ZM86 241H88V239H86ZM141 241H138V242H141ZM207 241H206V242H207ZM212 241H213V240H212ZM224 241H223V242H224ZM231 241H230V242H231ZM243 241H242L241 244H243ZM73 242H71V243H73ZM136 242H137V241H136ZM136 242H135V243H136ZM180 242H181V241H180ZM218 242H219V244L216 245V247H217V246L219 247L220 245H221V247H222V246H223V242L220 241V240H219ZM221 242H222V244H220ZM246 242H247V241H246ZM88 243L90 244V241H89ZM117 243H115L116 245H115L114 243H113V244L115 245V247H118V248L120 247V248H121V246H122L123 243L121 244V246H119L120 243H119V245H117ZM135 243H134V244H135ZM215 243L217 244V242H215ZM248 243H249V242L245 243L246 245L244 244V245H245V248H244V245H242V246H243V247H242V250H244V249L246 250V247L249 248V247H248V246H249ZM84 244H85V243H84ZM136 244H137V243H136ZM209 244H208V246H209ZM231 244H234V242H233V243L231 242ZM241 244H240V245H241ZM65 245H67V244H65ZM71 245H72V244H71ZM75 245H74V246H75ZM82 245H83V244H82ZM137 245H138V244H137ZM175 245H176V243L174 244V246H175ZM213 245H214V244H213ZM213 245H212V246H213ZM227 245H228V244H227ZM227 245L222 247V252H224V253H223L224 255L227 254L226 256H224V255L222 256V255H221L222 253H220V254L217 253V252H220V251H217V252L214 251L215 249L217 250L216 247H215V249H213V248H210V247H208V246H207V248H209L210 251L213 249V251H211V252H212L211 254H213V252H216V253H214L213 256H212L210 253L208 254V252H206V251H208L209 249H208V250L205 249V250H204V254H205V252H206V256H207V254H208L209 257H210V255H211L212 258H217V259H215V260H216L215 263H218V262L220 263V261L222 260V258H226L227 261H226L225 259H223L222 262L225 260L224 262H228V263L231 264V263H233V260L235 261V258H237V257H235V255L237 254V252H235V253H236L235 255H234V253L232 252L234 256L231 255L232 253L228 252V253H230V255L232 256V257H229V258H230V259H229L228 256H230V255H228L227 250H228L229 247H231V250L234 251V249H232V248H235L237 245L234 244L235 247L232 246V245H230V246L228 245V247H227ZM247 245H248V246H247ZM54 246H55V247H54ZM62 246H63V247H62ZM124 246H125V245H124ZM134 246H136V245H134ZM140 246H141V245H140ZM212 246H211V247H212ZM238 246H239V245H238ZM238 246H237V247H238ZM51 247H52V245H51ZM72 247H73V246H72ZM146 247H147V246H144V248H146ZM221 247H220V248H221ZM224 247H227V249L224 248ZM76 248H77V247H76ZM135 248H136V247H135ZM150 248H152V247H150ZM205 248H206V247H205ZM223 248L226 249V250H224ZM50 249H52V248H50ZM50 249L47 250V253H48V255L51 257V255H50V254H51V251L48 252ZM72 249H74V248H72ZM122 249H125V247H124V248L122 247ZM128 249H129V248H128ZM137 249H138V248H137ZM147 249H149V247H147ZM203 249H204V248H203ZM235 249H236V248H235ZM237 249H239V247H238ZM237 249H236V250H237ZM249 249H250V248H249ZM61 250H62V249H61ZM75 250H77V249H74V251H75ZM88 250H89V248L87 249V251H88ZM125 250H126V249H125ZM140 250H141V249H140ZM144 250H145V249H144ZM151 250H152V249H151ZM195 250H196V249H194L193 252H194ZM199 250L201 251V248H200V249H197V251H199ZM218 250H220V249H218ZM229 250H230V248H229ZM229 250H228V251H229ZM247 250H248V249H247ZM71 251H72V252H71ZM71 251H70V252L73 253V250H71ZM128 251H129V250H128ZM142 251H143V250H142ZM200 251H199V253H200ZM202 251H203V250H202ZM210 251H209V252H210ZM239 251H241V250H239ZM239 251H238V252H239ZM249 251H250V250H249ZM62 252H63V251H62ZM136 252H137V251H136ZM191 252H192V251H191ZM195 252H196V251H195ZM246 252H247V251H244V253H246ZM71 253H70V254H71ZM74 253H77V252H74ZM127 253H128V252H127ZM140 253H141V252H140ZM140 253H139V255H140ZM196 253H197V252H196ZM241 253H242V251H241ZM244 253H242V255H243ZM41 254H42V258H43L44 256H45V258H46V260L44 259V261H43L44 263L42 262V259H41V261H40V256H41ZM53 254H54V255H58V252H57V253H53ZM53 254H52V257H53ZM132 254H133V253H132ZM201 254H203V253H201ZM246 254H247V253H246ZM248 254L251 255V252H249ZM248 254H247V255H248ZM43 255H44V256H43ZM48 255H47V256H48ZM129 255H130V253H129ZM145 255H146V254H145ZM164 255H165V254H162V256H160V257L163 258ZM244 255H245V254H244ZM250 255H249V256H250ZM49 256H48V258H50ZM140 256H141V255H140ZM146 256H147V255H146ZM146 256H145V257H146ZM165 256H166V255H165ZM245 256H246V255H245ZM252 256H253V255H252ZM26 257L28 258V260L25 259ZM31 257H32V258H31ZM55 257L57 258V256H55ZM55 257H54V258H55ZM59 257L61 258V255H60V254H59ZM134 257H135V256H134ZM145 257H144V258H145ZM233 257H235V258H233ZM238 257H239V256H238ZM246 257L248 258V256H246ZM246 257H245V259H246ZM250 257H251V256H250ZM29 258L31 259L30 261H29ZM56 258H55V259H56ZM146 258H147V257H146ZM239 258H240V257H239ZM241 258H242V257H241ZM241 258H240V259H241ZM50 259H51V258H50ZM55 259H53V261H54ZM219 259H221V260H219ZM232 259H233V260H232ZM245 259H244V260H245ZM51 260H52V259H51ZM51 260H49V261L51 262ZM59 260H60V259H59ZM148 260H149V259L147 258V261H148ZM218 260H219V261H218ZM229 260H230L231 262H229ZM237 260H238V259H237ZM248 260H249V259H247V261L245 260V263H246V262L248 263V262L250 261V260H249V261H248ZM55 261H56V260H55ZM55 261H54V263L57 262V261H56V262H55ZM239 261H240V260H239ZM239 261H238V262H239ZM40 262H42V263H40ZM222 262H221L220 264H223V263H224V262H223V263H222ZM235 262H236V264H237V261H235ZM145 263H146V261H145ZM219 263H218V264H219ZM240 263L242 264L243 262L241 261ZM245 263H244V264H245ZM47 264H48V262H47ZM49 264H51V263H49ZM186 264H187V263H186ZM205 264H208V263H205ZM249 264H250V263H249ZM251 264H252V263H251ZM253 264H254V262H253Z\"/></svg>",
  "mask_w": 264,
  "mask_h": 264
}]
</instances>
